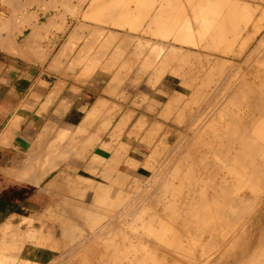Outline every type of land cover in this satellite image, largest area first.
Wrapping results in <instances>:
<instances>
[{
    "label": "crops",
    "instance_id": "1",
    "mask_svg": "<svg viewBox=\"0 0 264 264\" xmlns=\"http://www.w3.org/2000/svg\"><path fill=\"white\" fill-rule=\"evenodd\" d=\"M168 1L170 0H137V2L136 0H3V4L0 10L1 256L5 258H12L14 260H19L21 259V256H23V253H25L26 250L33 249L39 252L41 258H45L44 260L40 261L42 262V264H50L53 258L57 257V255H59L60 253V250L63 249V246L67 242L66 237L74 234V230L70 229L67 225L62 223V219L65 218L62 216V213L58 212L59 209H57V212H55L54 215L48 214L47 211L52 203H58V201H60L61 203L63 200L60 198L62 197L65 198L66 201L76 202V200L72 199L70 195H62V191L60 189L63 187H76V179L74 177L76 176L78 178V176L72 173L71 171L77 170L78 165L76 160L70 159L63 163L65 164V166H63V164L61 163V165L57 167V165L61 161L56 159L55 154H49L50 158L49 156L44 158L43 154H46V151H44V149L47 142H55L54 140L61 138L63 131L70 132V135H67L66 138H89L92 136V138H94V125H92L91 130H88V136H80V132L77 128H87L90 126V124H97L100 122L116 123L117 121L122 123L124 122L123 120H125L124 123L130 121V123L135 124L143 122L151 123L152 121L156 122L155 120L161 123L165 122L164 119H160L158 116L160 109L162 108V106H158V104L160 103V97L158 92H166L169 90L167 84L168 75L174 74L175 72L173 71V69L176 68V66L174 65L175 63L173 62L174 57L171 62L172 64L169 62V60H171L170 58L173 56L175 50L179 49V51H182L183 49H186V8L183 7L185 6L184 4L186 3V0H180L181 2L179 0H171L173 3L177 2L181 6V8L177 3H174L176 6L175 7L171 1ZM116 3H120V9L118 8L119 6L116 5ZM170 3L172 5H170ZM126 7H128L129 9L127 10ZM150 8L151 10H149ZM162 8H165L166 12L165 9L163 10ZM173 8H176V10L174 11ZM158 9H161L159 10V13ZM168 10L169 13H167ZM181 10L183 12L185 11V13L182 14L183 12L181 13ZM146 11L148 12L143 13ZM172 11L174 12L172 13ZM129 12L130 14H128ZM178 12L179 14L181 13L180 16ZM131 13L133 14L131 15ZM138 13H142L143 15H140ZM154 13L155 15L152 16V19L151 15ZM160 13H164L163 18L162 15L160 16ZM114 14H116V17ZM172 14L173 16L171 18H173L172 20L174 23H171L172 20L170 17H168ZM100 15L102 17H99ZM133 15H136V17H134ZM182 15L185 16V20ZM144 16H146V18H144ZM157 16L160 19H158ZM164 16H166L165 19ZM174 16L176 17V20L174 19ZM141 18L142 20L143 18L146 20L142 21ZM161 19H163L164 22L158 23V21H161ZM130 20H132L134 23H132V21ZM150 20L154 21L151 23ZM219 20V22H221L223 26L221 25V23L218 22V20H216V22H218L222 26V28H225V25L228 24L226 26V30L228 29L229 35L224 34L226 30H224L223 28V31L218 23L212 24L211 26H213V28H216L213 32L212 30L210 31L211 36H209L210 34H208L206 38L207 41H205L207 44L209 43L208 46H211L210 48L212 49L214 48L215 45L213 44H216L217 39L222 40V38H220L223 37L222 35L227 37L233 36L234 39L239 36V30H236V28L239 27L238 19L235 18L234 21L231 19L232 24L230 23L231 21L229 22V20L225 23L221 21V19ZM138 22L141 26H139ZM184 23L185 26H183ZM136 24L138 25V27ZM144 25L146 26V28ZM171 26L173 28H171ZM99 27L100 29H98ZM151 27L157 28H155L156 30L154 31V29H150ZM231 27L232 30L229 29ZM170 29L171 31L173 30L171 34L168 33L170 32ZM149 30L151 31L149 32ZM152 30L154 31V34L152 33ZM157 30L160 33L156 32ZM216 30L218 34L215 32ZM145 31H147V33H144ZM248 31L250 30L248 29ZM119 32L120 35L118 37ZM113 33L116 36L113 35ZM123 33L128 34L129 36L124 35ZM150 33L153 34L152 37ZM163 33H165V36H167L165 37ZM214 33L218 36H214ZM105 34L106 37L103 39ZM169 34L170 36H173L175 34V37L171 36L172 42L169 41L171 39ZM212 34L214 41L212 40ZM219 34H221V36ZM121 35L125 40L122 38ZM244 35L246 36L247 34L245 33ZM92 36H96L97 39L96 37L93 38ZM107 36L109 37V39ZM115 37L118 38L115 39ZM128 37H130L131 40L128 39ZM164 37L167 39H165ZM183 37L185 39H183ZM208 38H210L212 42ZM144 39L145 42H143ZM174 39L176 40V42H174ZM106 40L107 42L111 41L110 43H108V46H110L111 48L110 50L108 47H106ZM139 40L141 42V45L139 44L138 46H142L143 49L140 47L137 49V43H139ZM160 40L163 42H161ZM146 41H148V45ZM234 41L238 43L239 39L236 38V40ZM83 42L86 43L84 44ZM155 42L158 43L160 47ZM179 43L181 44L179 45ZM103 44H106V48L103 47ZM162 44L174 46L172 48L175 49L176 47V49H170V46L168 47V45H165V47L163 45V48ZM119 45H121V47ZM100 46L101 49H103L104 51L100 49ZM153 46L155 49L153 48ZM157 46L159 47V52L156 50ZM140 49H142V51ZM160 49H162V51ZM232 50H235V52L238 51L237 47L236 49L234 48ZM151 51L153 52V54ZM185 51L186 50H184V52ZM188 51L191 53L192 51L193 53L199 52L202 53V55L198 53L200 56L210 58L211 64L209 66H212V69H209V66L204 65V71H197L199 73L207 74L206 71H208V69L214 72L213 70H217L218 64L214 62L215 60H212V57L213 59L222 58L221 53L219 51L216 53V50L214 49L208 50L207 48H205L204 50L202 49L199 51L190 49ZM116 52L119 54L118 56ZM155 52H158V54H155ZM166 52L167 54L171 52L169 54L170 57L164 56ZM73 55L75 58L73 57ZM246 55L248 56V54ZM159 56L162 59H160ZM162 56L167 58H164ZM151 57H153V59ZM185 57L186 56L184 55L183 58L185 59ZM148 58L151 62H149ZM228 58H230L233 65L237 63L236 68L238 69L239 57L237 56V58H235L231 56ZM144 60L147 61L148 64L150 63L151 65H149L151 67L148 64L146 65V63H144ZM159 60H164L167 62V64H165L166 62H160ZM185 65L186 62L184 63V69L181 71V73L186 72ZM154 66L155 69L160 68L158 72L162 70L160 72L161 76L158 73L159 77H156L158 69L155 71ZM213 66L215 67V69H213ZM197 67L199 69L201 66L196 65L195 68ZM85 70H88L89 72H85ZM122 71L123 74L121 73ZM193 73L195 72H192L191 74ZM208 73L210 72L208 71ZM184 74L186 75V73ZM216 74H218V72ZM148 76H150V80L149 78L147 79ZM151 76L153 80L157 79V83H154L155 80H151ZM110 80H112V82H110ZM149 81H151V84ZM195 84L197 85L198 83H193L192 85H190V87H186V91H195ZM199 84L201 85V87L200 85H197V90H202V87L204 86H202V83ZM193 85L195 88L193 87ZM205 88L204 90H214L216 86H213V88L212 86H210L208 87V89L207 87ZM215 90H217V88ZM188 94L189 93H186V104L189 101L188 97L191 96V94L189 96ZM134 101H137V103L139 102L140 104L138 103L137 105V103H135ZM166 102L167 100H165L162 105H164V103ZM149 104L150 106H147ZM151 106L155 108L154 111L153 107L152 111L149 110V107ZM241 106L240 108H238L237 106L241 113L235 107L231 109L232 113H234L235 110L234 114L238 112L242 116L243 112H246V107L244 104L242 107ZM144 107L147 109H145ZM204 107L200 108L201 110H203L204 113H206L204 111ZM106 109L111 112L109 113ZM116 109H119L117 112L118 115L115 113ZM201 110L198 112L197 107H190L186 105V115L189 114V116H186V137H189V139H192V136L193 138H198V136L199 138L206 137L204 135L207 133L206 131L200 132V128L199 130H195V133V131H190L191 128L188 127L189 125L187 124V122L191 120L190 117L193 118V116H199ZM129 113L132 114L130 115ZM248 113L253 114L252 112H250V110ZM121 114H123L124 116ZM201 114L202 113H200V115ZM215 116L216 118L218 117V110L215 111ZM127 117L129 118V120L127 119ZM139 117L143 118L139 119ZM196 119L197 118H193L192 121L195 120L196 122ZM203 122L205 123L206 121L204 120ZM233 124L235 123H232V125ZM73 133L76 134L74 135ZM140 136H143V132H141L140 135H135V137ZM98 137L107 136L100 135ZM42 159L45 161H40ZM47 161L50 162V165L53 167V169L48 172V174H46L43 178L37 180L39 166L42 162L46 163ZM35 170L36 175L34 174ZM23 174L25 176H23ZM34 175L36 176V178ZM70 183L72 186L70 185ZM9 224L11 225V227L9 226ZM4 225L7 226L5 227ZM30 228L33 229L31 230ZM28 231H37L35 233L37 236L35 237L32 243L30 240L28 242L26 239V234ZM16 232L17 235H14ZM21 234L23 238L18 239Z\"/></svg>",
    "mask_w": 264,
    "mask_h": 264
},
{
    "label": "bare ground",
    "instance_id": "2",
    "mask_svg": "<svg viewBox=\"0 0 264 264\" xmlns=\"http://www.w3.org/2000/svg\"><path fill=\"white\" fill-rule=\"evenodd\" d=\"M99 1H101V0H99ZM109 1V0H108ZM127 1V0H126ZM156 1H158V0H156ZM171 1V0H170ZM170 1H168V2H170ZM174 1H177V0H174ZM180 1V0H179ZM202 1H204L205 2V6H206V9H204V11L203 10H201V8L200 7H198V5L197 4H195V5H197V6H195V7H198L197 8V11L195 12V10H194V14L193 15H191V19H192V21H191V19H190V17H189V20H188V14L190 13V12H188L187 10H189V9H185L186 10V12L188 13V14H186L185 13V11L183 12L182 10L180 11L182 14H186L187 15V18H186V36H189V40H190V44L189 45H191V43L192 42H194L193 44H195L196 42H198V41H201V40H204V41H207V36H208V34H210V31L212 30V32L214 31V29L216 28V27H214L213 28V26H211L212 24H214V23H218L220 20H218V19H220L221 18V21H223L224 23L226 22V21H228V18H229V22L232 24V20L234 21L235 20V18H232V20H230V18L232 17V15H230L231 13H233V11L231 10L232 9V7H231V9H230V3L232 2V0H231V2L230 3H227L226 2V5L227 4H229V8H228V6H226L225 5V3H224V1L223 2H221L222 0H217V1H220V2H215V0H202ZM202 1L200 0V3L201 4H204V3H202ZM237 2H238V4H237V7H239L238 5H240L239 4V1L238 0H236ZM246 1H249V0H246ZM252 1V0H251ZM251 1L250 2H248V3H251ZM258 1V0H257ZM262 1V0H261ZM63 2V1H62ZM118 2V1H117ZM120 2V1H119ZM136 2H137V0H136ZM139 2V1H138ZM141 2V1H140ZM145 2V1H144ZM151 2V1H150ZM162 2H164V1H162ZM172 2V1H171ZM181 2V1H180ZM197 2V1H196ZM199 2V1H198ZM197 2V3H198ZM235 2V0L232 2V3H234ZM236 2V3H237ZM240 2H241V0H240ZM254 1H252V3H253ZM109 3H111V2H109ZM124 3V2H123ZM129 3V2H128ZM128 3H126V4H128ZM146 3V2H145ZM159 3V2H158ZM175 3V2H174ZM173 2H172V4L175 6V4L177 3H175L174 4ZM190 3V5H191V1L189 2ZM189 3H188V6H189ZM223 3V4H222ZM242 3V2H241ZM244 3V2H243ZM247 3V4H248ZM256 3H258V2H256ZM256 3H253V5H250V7H254V4H256ZM261 3V2H260ZM120 4V3H119ZM119 4H117L116 3V5H118L119 6ZM121 4H122V2H121ZM171 3H170V5H172ZM178 4V3H177ZM182 4H184V3H182ZM246 3H244V4H242L243 6L244 5H247ZM116 5H115V7H116ZM130 5V4H129ZM143 5H144V3H143ZM148 5H149V3H148ZM152 5V4H151ZM156 5V4H155ZM168 5H169V3H168ZM167 5V6H168ZM179 5V4H178ZM185 6H186V3L184 4ZM193 5V4H192ZM233 5V4H232ZM157 6V5H156ZM159 6V5H158ZM165 6H166V4H165ZM173 6V7H174ZM180 6V5H179ZM178 6V7H179ZM185 6H183L184 8H186ZM199 6H200V4H199ZM202 6V5H201ZM223 6V7H222ZM226 6V9H229V10H227V12L225 13L224 11L226 10V9H224V7ZM243 6L241 7L242 9H244L243 8ZM260 6V5H259ZM106 7V6H105ZM129 7V6H128ZM128 7H126V9L128 10L129 8ZM143 7V6H142ZM176 7V6H175ZM178 7H177V9H178ZM191 7V6H190ZM204 7V6H203ZM255 7H257L258 8V6H255ZM107 8V7H106ZM119 9H120V6L118 7ZM124 8H125V6H124ZM131 8V7H130ZM138 8V7H137ZM170 8H171V6H170ZM180 8H181V6H180ZM193 6H192V10H193ZM222 8L224 9V11L222 10ZM236 7H234V12H236L235 10H237V9H235ZM241 8H238V12H237V17H236V19L239 17L240 18V16H242V15H240L241 13H239V9H241ZM246 8H247V6H246ZM245 8V9H246ZM249 8V7H248ZM134 9H135V7H134ZM139 9H140V7H139ZM142 9V8H141ZM156 9V8H155ZM163 9V8H162ZM165 9V8H164ZM163 9V10H164ZM168 9H169V7H168ZM174 9V8H173ZM172 9V10H173ZM244 9V10H245ZM262 9H264L263 8V6H262ZM101 10V9H100ZM114 10V9H113ZM123 10V9H122ZM130 10H132V9H130ZM149 10H151V8L149 9ZM159 10H161V9H158V13H159ZM176 10V8L174 9V11ZM180 10V9H179ZM230 10H231V13L229 14L228 13V11L230 12ZM243 10V11H244ZM256 10V9H255ZM107 11V10H106ZM134 11H136V10H134ZM142 11V10H141ZM174 11H172V13L174 12ZM246 11H247V9H246ZM249 11H251V10H249ZM115 12V11H114ZM118 12V11H117ZM148 11H146V12H143V13H147ZM165 12H166V9H165ZM193 12V11H192ZM253 13L252 14H254V10L252 11ZM261 12V11H260ZM103 13H105V12H103ZM119 13V12H118ZM117 13V14H118ZM122 13V12H121ZM136 13V12H135ZM155 13H156V11H155ZM155 13L154 14H152L151 15V17L153 16V15H155ZM162 13V12H161ZM160 13V16L162 15V18H163V14H161ZM167 13H169V10H168V12ZM177 13V12H176ZM180 13V14H181ZM247 12H244L243 14H246ZM95 14V13H94ZM101 14V13H100ZM108 14V13H107ZM124 14V13H123ZM128 14H130V12L128 13ZM133 13H131V15H132ZM138 14H142V13H138ZM137 14V15H138ZM178 14H179V12H178ZM180 14H179V16H180ZM248 14V13H247ZM251 14V15H252ZM115 15V17H116V14H114ZM139 15V16H140ZM143 15V14H142ZM166 15V14H165ZM168 15V14H167ZM233 15H234V13H233ZM126 16H128V15H126ZM134 17H136V15H133ZM173 16V14L172 15H169L168 17H172ZM178 16V15H177ZM183 16V15H182ZM99 17H102L101 15L99 16ZM98 17V18H99ZM107 17V16H106ZM114 17V18H115ZM120 17V16H119ZM123 17V16H122ZM138 17V16H137ZM165 17L166 16H164V19H165ZM184 17V20H185V16H183ZM182 17V18H183ZM235 17V16H234ZM246 17H247V15H246ZM248 21H250V19L251 18H254V17H252V16H249L248 15ZM251 17V18H250ZM140 18V17H139ZM144 18H146V16H144ZM143 18V20H146V19H144ZM156 18V17H155ZM157 18H158V16H157ZM178 18V17H177ZM244 18H245V16H244ZM104 19V18H103ZM119 19V18H118ZM127 19V18H126ZM129 19V18H128ZM148 19H150V18H148ZM152 19H153V17H152ZM158 19H160V18H158ZM173 18H171V20H172ZM174 19L176 20V17L174 16ZM2 20V19H1ZM107 20V19H106ZM110 20V19H109ZM116 20V19H115ZM114 20V21H115ZM133 20V19H132ZM132 20H130V21H132ZM141 20H142V18H141ZM142 20V21H143ZM170 20V21H171ZM178 20V19H177ZM183 20V19H182ZM216 20H218V22H216ZM238 20H240L241 21V19H238ZM252 20V19H251ZM113 21V20H112ZM117 21V20H116ZM119 21V20H118ZM121 21H122V19H121ZM130 21H129V23H130ZM151 21V23L154 21V20H150ZM245 21H247V20H245ZM245 21H244V24H245ZM256 21V20H255ZM257 21H259V20H257ZM126 22H127V20H126ZM149 22V21H148ZM156 22H157V19H156ZM160 22H164L163 21V19H161V21H158V23H160ZM185 22V21H184ZM201 22H203V23H201ZM264 22V21H263ZM114 23H116V22H114ZM132 23H134L133 21H132ZM139 23V22H138ZM150 23V24H151ZM171 23H174L173 22V20L171 21ZM219 23H221V22H219ZM218 23V24H219ZM223 23V24H224ZM228 23V22H227ZM226 23V24H227ZM229 23V24H230ZM247 23V22H246ZM256 23V22H255ZM258 23H260V22H258ZM110 24V23H109ZM142 24V23H141ZM144 24V23H143ZM165 24V23H164ZM169 24V23H168ZM181 24V23H180ZM217 24V25H218ZM236 24V23H235ZM241 24V23H240ZM254 24V23H253ZM261 24H262V26H263V24L264 23H262L261 22ZM126 25V24H125ZM124 25V26H125ZM135 25V24H134ZM137 25V24H136ZM157 25V24H156ZM160 25V24H159ZM171 25V24H170ZM176 25V24H175ZM220 25V24H219ZM221 25H222V23H221ZM220 25V26H221ZM225 25V24H224ZM228 25V24H227ZM227 25H225V28H224V30H226V26ZM242 25V24H241ZM240 25V26H241ZM252 25V24H251ZM257 25L258 24H256V28H257ZM116 26H117V24H116ZM121 26H123V25H121ZM139 26H141L140 25V23H139ZM145 26V25H144ZM150 26V25H149ZM167 26V25H166ZM183 26H185V23H184V25ZM197 26H199V27H197ZM223 26V25H222ZM222 26H221V28H222ZM229 26H231V25H229ZM238 26V25H237ZM245 26H246V24H245ZM258 26H260V25H258ZM137 27H138V25H137ZM154 27V26H153ZM158 27V26H157ZM157 27H155V28H157ZM170 27V26H169ZM121 28V27H120ZM130 28V27H129ZM134 28H135V26H134ZM145 28H146V26H145ZM145 28H143V29H145ZM155 28H150V29H154V31L156 30ZM162 28V27H161ZM171 28H173L172 26H171ZM223 28H222V30H223ZM239 28V27H238ZM238 28H236V30L238 31L239 29ZM241 28H243V27H240V29ZM254 28H255V26H254ZM259 28V27H258ZM261 28H263V27H261ZM260 28V29H261ZM98 29H100V27L98 28ZM128 29V28H127ZM142 29V28H141ZM163 29V28H162ZM165 29V28H164ZM184 29V30H185ZM230 30H232V27L231 28H229ZM234 29V28H233ZM260 29H259V32H260ZM91 30H93V29H91ZM96 30V29H95ZM129 30H134V29H129ZM136 30V29H135ZM223 30V31H224ZM256 30H258V29H256ZM99 31V30H98ZM137 31V30H136ZM138 31H140V30H138ZM151 30H149V32H150ZM154 31L152 30V33L154 34ZM164 31V30H163ZM173 31V30H172ZM171 29H170V32H168V33H170L171 34ZM176 31V30H175ZM219 31V30H218ZM223 31H221V32H223ZM235 31V30H234ZM242 31H246V29L244 30H242ZM242 31L240 30L238 33H242ZM264 31V30H263ZM108 32H110V31H108ZM130 32H132V31H130ZM156 32H158V33H160L158 30L156 31ZM166 32V33H167ZM216 33H217V30L215 31ZM227 32V33H226ZM258 32V31H257ZM100 33V32H99ZM103 33V32H102ZM107 33V32H106ZM142 33V32H141ZM144 33H147V31H145ZM152 33H150V35H151V37L153 36V34ZM162 33V32H161ZM184 33H185V31H184ZM220 33V32H219ZM232 33V32H231ZM235 33H237V32H235ZM249 33V32H248ZM256 33V32H255ZM97 34V33H96ZM95 34V35H96ZM112 34V33H111ZM124 34V33H123ZM122 34V35H123ZM140 34V33H139ZM157 34V33H156ZM164 34V36H165V33H163ZM170 34H169V36H170ZM179 34H181V33H179ZM218 34V33H217ZM224 34L225 35H227L228 34V29L224 32ZM245 34V33H244ZM247 34V33H246ZM263 34V35H262ZM261 35V39L260 40H257V45H255L256 47H253L254 49H252V52L251 51H249L250 52V54H249V52H247V54L249 55V56H247V60H248V58L250 57V63H252L251 61H253L254 60V63H255V65H260V64H263V65H260V66H264V62L263 63H260V62H262V59H263V61H264V33H262ZM90 35V34H89ZM113 35H115L114 33H113ZM119 35H120V32H119V34H118V37H119ZM121 35V36H122ZM124 35H127V36H129L128 34H124ZM131 35V34H130ZM147 35V34H146ZM161 35V34H160ZM175 35V34H174ZM172 36V37H175V36ZM176 35H177V33H176ZM216 34L214 33V36H215ZM220 36H221V34H219ZM229 35V34H228ZM253 35H255L254 34V32H253ZM257 35V34H256ZM259 35V34H258ZM76 36V35H75ZM77 36H79V35H77ZM109 36V35H108ZM107 36V37H108ZM116 36V35H115ZM140 36V35H139ZM148 36V35H147ZM154 36H156V35H154ZM167 36V35H166ZM165 36V37H166ZM170 36V37H171ZM182 36V35H181ZM183 36H184V34H183ZM198 38H197V37ZM209 36H211V34L209 35ZM216 36H218V35H216ZM222 36H224V35H222ZM238 36V35H237ZM245 36V35H244ZM260 36V35H259ZM83 37V36H82ZM93 37V36H92ZM91 37V38H92ZM96 37V36H95ZM95 37H93V38H95ZM100 37V36H99ZM106 37V34H105V36L103 37V39ZM118 37H115V39L116 38H118ZM131 37V36H130ZM130 37H128V39H130ZM138 37V36H137ZM141 37H142V34H141ZM150 37V38H151ZM161 37V36H160ZM164 37V38H165ZM172 37H171V39L169 40L170 42H172L171 40H172ZM225 37V40H227L228 38H226L227 36H224ZM230 37V36H229ZM243 37V36H242ZM254 36H252V34H248V35H246L245 36V38H243V40H240L238 43H236V44H238L237 46H238V50H239V52L238 53H236L235 52V50H232V47H231V49L230 50H228L227 52H230L229 53V55H226V54H222V52H221V55H222V58L221 59H218V58H216V59H213V57H212V60L214 61V62H216V64H220V65H222V67H224V64H225V66H227L228 65V62H231V60L230 59H228V57H231V56H233V57H235V58H237V56L238 57H240V55L243 53V51L244 50H247V48L249 47L248 45H250L249 43L252 41V38H253ZM122 38H123V36H122ZM139 38V37H138ZM159 38V37H158ZM162 38H163V36H162ZM215 38V37H214ZM220 38H223V37H220ZM231 38H233V39H231ZM230 38V40H233L234 41V37L232 36ZM237 39H238V37H236ZM236 38H235V40H236ZM77 39V38H76ZM96 39H97V37H96ZM102 39V40H103ZM108 39H109V37H108ZM111 39V38H110ZM121 39V38H120ZM124 39V38H123ZM126 39H127V37H126ZM143 39V38H142ZM146 39V38H145ZM145 39H144V41L143 42H145ZM154 39H156V38H154ZM165 39H167V38H165ZM169 39V38H168ZM181 39V38H180ZM183 39H185L184 37H183ZM208 39H210V38H208ZM254 39V38H253ZM79 40V39H78ZM112 40H114V39H112ZM125 40V39H124ZM131 40V39H130ZM149 40V39H148ZM175 40V39H174ZM186 41H187V39H185ZM211 40V39H210ZM212 40H213V34H212ZM212 40H211V42H212ZM224 39H222V43H224L225 42V40L223 41ZM229 40V39H228ZM95 41H97V40H95ZM150 41H152V40H150ZM149 41V42H150ZM161 41V40H160ZM185 41V42H186ZM192 41V42H191ZM214 41V40H213ZM217 41H218V39H217ZM232 41V43H234ZM89 42V41H88ZM101 42V41H100ZM106 42H107V40H106ZM105 42V43H106ZM111 41H109V42H107V45H106V47H108L109 48V50L111 49L110 48V46H108L109 44L108 43H110ZM113 42V41H112ZM123 42V41H122ZM130 42V41H129ZM137 42V41H136ZM139 43H137V46L141 43L140 42V40L138 41ZM156 42H158V41H156ZM155 42V43H156ZM161 42H163V41H161ZM174 42H176V40L174 41ZM179 42V41H178ZM184 42V43H185ZM210 42V43H211ZM218 42H221V41H218ZM236 42V41H235ZM84 43V42H83ZM83 43H82V45H83ZM86 43V42H85ZM84 43V44H85ZM146 43H147V45H148V41H146ZM151 43V42H150ZM187 43H185V44H187ZM214 43V42H213ZM227 43L230 45V43H229V41L228 42H225V46H226V48L227 47H230V46H228L227 45ZM65 44H67V43H65ZM117 44V43H116ZM158 46H159V44L158 43H156ZM181 43H179V45H180ZM199 44V43H198ZM201 44V43H200ZM204 44H206V43H204ZM217 44V43H216ZM252 44V43H251ZM69 45V44H68ZM81 45V44H80ZM87 45V44H86ZM93 45V44H92ZM105 45L103 44V47H105ZM125 45V44H124ZM141 45V44H140ZM144 45V44H143ZM146 45V44H145ZM150 45V44H149ZM154 45V44H153ZM160 45H161V43H160ZM163 45L164 44H162V47H163ZM166 46L168 45V44H165ZM165 45H164V47H165ZM197 45V44H196ZM195 45V46H196ZM202 45V44H201ZM208 45H209V43H208ZM207 44H206V46H203L202 45V48H203V50L205 49V48H207L208 50H215L216 49V47L214 46V48L212 49V48H210L209 46H208ZM214 45V44H213ZM220 45V44H219ZM218 45V46H219ZM234 45V44H233ZM101 46H102V44H101ZM101 46H100V49H101ZM116 46V45H115ZM120 47H121V45H119ZM156 47V50L158 51L159 49V47ZM170 45H168V47H169ZM198 46V45H197ZM197 46H196V48H197ZM80 47V46H79ZM105 47V48H106ZM111 47H112V45H111ZM118 47V46H117ZM123 47V46H122ZM142 48V46H138L137 47V49L138 48ZM145 47V46H144ZM163 47V48H164ZM172 47H174V46H170V49H173V50H175L176 49V47H175V49L174 48H172ZM178 47V46H177ZM191 47H194V46H190V48ZM107 48V49H108ZM153 48H154V46H153ZM179 48V47H178ZM222 48H223V46H222ZM225 48V47H224ZM224 48H223V52H224ZM84 49V48H83ZM86 49V48H85ZM89 49V48H88ZM122 49V48H121ZM125 49V48H124ZM143 49V48H142ZM142 49H140L141 51H142ZM145 49V48H144ZM155 49V48H154ZM153 49V50H154ZM228 49V48H227ZM226 49V50H227ZM65 50V49H64ZM80 50H82V49H80ZM97 50H99V49H97ZM101 50H103V49H101ZM116 50H117V48H116ZM115 50V51H116ZM126 50V49H125ZM140 50H139V52H140ZM161 51H162V49H160ZM164 50V49H163ZM167 50V49H166ZM180 50H182V49H180ZM184 50H186V49H183L182 50V52H180L179 51V49L178 50H176L175 52H180V53H182V54H184L185 56H186V58H187V52L189 53V51H185L184 52ZM196 50V49H195ZM198 50V49H197ZM202 50V49H201ZM217 50V49H216ZM225 50V51H226ZM71 51V50H70ZM77 51V50H76ZM104 51V50H103ZM114 51V50H113ZM168 51V50H167ZM171 51V50H170ZM93 52V51H92ZM109 52V51H108ZM111 52V51H110ZM122 52V51H121ZM138 52V51H137ZM152 52V51H151ZM159 52V51H158ZM158 52H155V54L157 53L158 54ZM172 52V51H171ZM171 52H169L168 54H167V52H166V54L164 55V56H169V54L171 53ZM107 53V52H106ZM117 53V52H116ZM186 53V54H185ZM192 53H193V51H192ZM191 53V54H192ZM195 54H198L199 52H194ZM193 53V54H194ZM216 53H217V51H216ZM216 53H215V55H216ZM260 54V56H259V58H262V59H259V58H257V57H254V54ZM98 54V53H97ZM119 54H120V51H119ZM118 53H117V56L119 55ZM152 54H153V52H152ZM154 54V55H155ZM160 54H161V52H160ZM164 54V53H163ZM162 54V55H163ZM173 54V53H172ZM181 54V55H182ZM190 54V56H192ZM199 54H201L202 55V53H199ZM199 54L197 55L198 57H199V59H200V56H199ZM109 55V54H108ZM112 55V54H111ZM123 55V54H122ZM174 55H175V53H174ZM174 55L170 58V59H173V57H174ZM176 55H178L177 53H176ZM204 55V54H203ZM90 56V55H89ZM88 56V57H89ZM144 56V55H143ZM152 56V55H151ZM164 56H162V57H164ZM189 56V55H188ZM196 56V55H195ZM207 56V55H206ZM209 56V55H208ZM243 56V55H242ZM73 57H74V55H73ZM80 57V56H79ZM100 57V56H99ZM112 57V56H111ZM120 57H121V55H120ZM154 57V56H153ZM153 57H151L152 59H153ZM160 57V56H159ZM170 57V56H169ZM168 57V58H169ZM181 56L179 55V57H178V59L180 58ZM211 57V56H210ZM72 58V57H71ZM75 58V57H74ZM82 58V57H81ZM110 58V57H109ZM150 58V59H151ZM164 58H167V57H164ZM190 58V57H189ZM189 58H187L186 60H188ZM205 58V60L203 59V58H201V61H202V59L205 61V64H204V62H203V64L204 65H206V66H209L211 63H210V58L209 57H204ZM215 58V57H214ZM245 58L246 57H244V60H245ZM78 59V58H77ZM80 59V58H79ZM111 59V58H110ZM156 59H157V56H156ZM160 59H162L161 57H160ZM180 59H182V58H180ZM180 59H179V63H181V61H180ZM196 59V58H195ZM195 59L193 60H191L192 62L193 61H195ZM198 59V60H199ZM86 60H87V58H86ZM137 60V59H136ZM147 60V59H146ZM148 60H149V58H148ZM165 60V59H164ZM164 60H161V61H164ZM174 60V59H173ZM183 60H184V58H183ZM186 60L184 61V63L186 62ZM197 60V61H198ZM236 60V59H235ZM261 60V61H260ZM85 61V60H84ZM160 61V60H159ZM158 61V62H159ZM73 62H74V60H73ZM90 62V61H89ZM105 62V61H104ZM149 62H151L150 60H149ZM154 62V61H153ZM157 62V63H158ZM166 62V61H165ZM177 61H175L174 63H176ZM199 63H200V61H198ZM213 62V63H214ZM234 62V61H233ZM238 62H239V60H238ZM70 63V62H69ZM80 63V62H79ZM130 63V62H129ZM144 63H146V65L148 64V62L147 61H145L144 60ZM171 63V62H170ZM178 63V62H177ZM187 63H188V61H187ZM187 63H186V65H187ZM195 63H196V61H195ZM194 63V64H195ZM212 63V64H213ZM232 63V62H231ZM257 63V64H256ZM97 64H98V62H97ZM132 64V63H131ZM150 64V63H149ZM148 64V65H149ZM154 64V63H153ZM159 64V63H158ZM166 64H167V62H166ZM172 64V63H171ZM190 64V63H189ZM216 64H215V66H216ZM235 64V63H234ZM237 64V63H236ZM74 65V64H73ZM76 65V64H75ZM91 65V64H90ZM94 65V64H93ZM126 65V64H125ZM144 65V64H143ZM151 65V64H150ZM149 65V66H150ZM175 66H176V64H174ZM180 65V64H179ZM195 65H197V64H195ZM200 65V64H199ZM201 65H202V63H201ZM203 65V66H204ZM217 65V70L215 69V67L213 66V69H215V70H213L214 72L215 71H217L218 72V74H223L222 73V69H220L221 68V66H218ZM244 65V64H243ZM255 65L253 66V65H251L249 68H248V70H247V72L246 73H248V75H250V77L247 79V80H249L248 82H244L243 80H241V78H239L238 77V80H237V78H235V80L233 81V87L231 86V89L229 90V91H231V92H229L230 93V98H231V101L232 102H234L233 104L231 103V101H228V102H230L229 104H232L231 106L233 107L234 105H235V107H236V105H239L238 103H241L240 101H242L243 102V104L245 105V107H246V112H243V114H242V118L240 117H238V112L236 113V114H234L235 113V110H234V113H232V110L230 111L229 110V108H228V104H227V102H226V104H224V101L221 103L222 104V106H221V104H220V108L218 107V109L216 108V106H218L217 104H215L214 105V107L213 106H211V104H212V101H213V103H214V100H212L213 98H215V97H213L212 99H211V104L209 103L208 104V102H210L209 100H206L207 99V97L205 96V100L207 101V106L209 107V105L211 106L210 107V111H208L209 113H211V108H212V110H215V109H217L218 110V114H219V116L220 115H226V116H229V115H232L233 117H228L229 119H230V121H227V120H225V123H226V121L227 122H230V123H228L230 126H226V127H224V129L225 130H222V128L223 127H221L220 129H221V135L222 136H217V135H215V134H213L212 133V135H210L209 134V132H208V134L209 135H207V134H204V132H205V128L204 129H202L203 128V126L201 127V125L199 126L200 128H201V131L200 132H202V131H204L203 132V134L206 136V137H201V141H199V139H195V140H198V144L197 145H199V151H201V152H199V153H201V154H198V156H201V157H198V158H194V157H191V156H194V155H192V154H190V152H189V156H187L185 153H187L188 154V150L187 149H190V146H189V144H191L190 143V141L193 139V136H192V139L189 141V143H187L188 144V146H189V148H185L187 151H185V153H184V151H180V154H181V152H182V155L184 156H182V155H180V158H181V156L183 157V160H185L184 158H185V155H186V158L188 157V160L186 159V162L185 161H183V162H185L186 164H188V165H191L190 166V168L193 166V169H195L194 167H195V165L197 166L198 165V168H199V171L200 172H202V170H203V172H205V173H203L202 172V175H206L207 176V174L206 173H213V174H216L215 176H217V177H219V175L221 174V173H219V172H221L220 171V165H222L223 166V162H224V164H226V163H230V164H232V165H229V166H232V167H228L231 171H230V175H234V174H236V176L239 178V180L242 182V178H244V180H245V178L248 180V183L247 184H242L241 185V183H240V181H239V183L240 184H236L235 182H233V181H235V178L232 176V178H234V179H230L233 183H235V184H233L231 181H229V177H223L222 175L220 176V177H222V179L220 180V178H218V182L217 183H219V184H217V183H215V182H212V179H210V178H212V176H211V174H210V177H207V178H209L208 179V181L210 180V182H208L207 183V179H204V181L202 180V183H203V188L201 187L202 185L201 184H199L200 182H201V179H199V175H197L198 173H199V171H197L196 169H195V172H193L194 170H192V168L191 169H178L177 167V165L179 164V163H177L180 159H178V161L176 160V163L175 162H173V163H166L165 165H164V167H162V168H165L166 170H164L163 169V172L164 171H171V170H169V169H171L170 167L168 168V164H170V166L172 167V169L173 168H175V169H173L174 170V172L175 173H173L174 175L173 176H175L176 178H178V179H182V180H180V181H183V180H185L186 181V179H185V177L186 176H188V177H190L189 175L191 174L192 175V178H193V176H196L197 175V177H198V179H199V181L198 180H195V178L193 179V184H191L192 183V181H188V183H181L182 185L183 184H185V187H186V185H188V189H187V192H185L186 190H183L187 195H184V199H187V200H185V201H183L182 200V202L180 201L181 199H182V197H181V199H179V202L176 200V204H177V202L179 203V205H175V207H174V204H175V201L174 202H172V203H174L173 204V206H172V204H170L169 203V201L167 202L166 200H164V198L163 199H159V198H157V197H159V196H163L164 194H165V192L163 191V192H161L164 188L162 187V190L161 189H156V187H157V185L159 186L160 184V180H157V181H159V183L156 185V187H155V189L156 190H158V191H160L159 192V194H158V191H155V192H157L156 194H158L157 196H155L154 198H152V199H150L149 197H151V193H153V195L152 196H154V191L153 192H151L150 194H148L149 193V191L153 188L152 186V188L150 189V190H147L146 188V184L145 183H147L148 181H150L151 180V178L153 177H151V178H149L150 180H146L147 182H144V184L145 185H143V186H145L146 188H145V190H147L146 192H148L147 194L145 193V191H144V193H143V197L146 199L145 201H147L148 200V198L150 199V200H153V204H154V202L157 204V205H159L158 203H162V205H160V207L162 206V208H163V210H161L162 211V216L160 215V211H159V213L158 212H156V207L158 208V206L156 205V207H155V210H154V212H156V214H154V216H153V210L151 209V206L149 205V202H148V206L146 205V207H149L150 206V208H148L147 209V211L146 212H148L150 209V211H152L151 213H152V218H151V220H153V218H159V217H162V219H164L163 218V215H169L170 214V216H172L173 214V212L172 211H170V210H174V211H177L176 209L178 208V211L177 212H175V215L174 216H172L171 218H172V220L171 219H169V217H167L170 221V223L168 222V225H173L174 223H177V224H180V227H181V225L184 227L183 229L184 230H187L188 228L189 229H192L191 231L193 232V228L194 227H196V226H200V228L199 229H201V231L200 230H197V235H200V237L199 238H201L202 236H204V238L205 237H210V240H207L208 242L209 241H211V242H216V244L217 243H219V245L217 244V247L219 248V249H221L222 250V252L221 253H218L219 255V257L218 258H216L215 257V255H213V254H211V255H209L207 258H205V260H203V261H201V259H200V261L198 262V260L195 262L193 259H192V257L195 259V254L196 253H198V252H196L195 253V251L197 250V248H199V247H197L196 248V250L194 251V249L192 250L191 248V250H192V253H191V250H189L190 251V253L191 254H193V251H194V255H192L191 256V254H190V259L189 260H191L190 262V264H264V227H262L263 225H264V218H263V216L262 215H264V189L262 188V190L259 188L260 187V185H259V183H258V181H256V184H255V179L257 180L258 178H256V177H260V174H259V172L262 174L263 172H264V70L260 73V68H257V67H255ZM79 66V65H78ZM123 66V65H122ZM148 66V67H149ZM158 66V65H157ZM169 66V65H168ZM181 66V65H180ZM184 66V65H183ZM202 66V67H203ZM231 66V69H229V70H226V77H227V75H228V71H230V75L232 74L231 73V71H234L235 69L234 68H232V66H233V64H231V65H229V67ZM103 67H105V66H103ZM151 67V66H150ZM159 67V66H158ZM161 67H162V65H161ZM177 67V66H176ZM194 67V66H193ZM192 67V68H193ZM205 67V66H204ZM203 67V68H204ZM220 67V68H219ZM255 67V68H254ZM88 68V67H87ZM117 68V67H116ZM115 68V69H116ZM125 68V67H124ZM141 68V67H140ZM168 68V67H167ZM174 68V67H173ZM187 68V67H186ZM185 68V69H186ZM190 68H191V66H190ZM198 68V67H197ZM212 69V66H209V69ZM257 68V69H256ZM89 69V68H88ZM93 69V68H92ZM91 69V70H92ZM122 69V68H121ZM153 69V68H152ZM154 69H155V66H154ZM158 69V68H157ZM157 69H155V71L157 70ZM160 69V68H159ZM159 69L157 70V75H156V77L158 76L159 77V75H160V72L162 71H160V72H158L159 71ZM171 69H172V67H171ZM202 68L200 67V69H199V71L201 70ZM208 69V70H209ZM264 69V68H263ZM81 70V69H80ZM90 70V69H89ZM120 70V69H119ZM142 70V69H141ZM174 70V69H173ZM176 70V69H175ZM180 70V68L178 69L177 68V71L176 72H178ZM190 70H192V72H194L193 71V69H190ZM203 70V69H202ZM88 71V70H87ZM86 70H85V72H87ZM163 71H164V69H163ZM170 71V70H169ZM172 71V70H171ZM187 71H188V69H187ZM89 72V71H88ZM115 72H116V70H115ZM153 72V71H152ZM173 72V71H172ZM179 72H181V70L179 71ZM197 72V71H196ZM195 72V73H196ZM203 72V71H202ZM210 72V75H211V70L209 71ZM214 72H212V73H214ZM217 72H215L214 74L215 75H218V74H216ZM122 74H123V71L121 72ZM143 73V72H142ZM158 73H159V75H158ZM183 73V72H182ZM184 73H186V75H187V72H184ZM183 73V74H184ZM189 73V72H188ZM206 73H208V71H206ZM84 74V73H83ZM113 74V73H112ZM115 74V73H114ZM156 74V73H155ZM154 74V75H155ZM176 74V73H175ZM196 74H198L199 75V72L198 73H196ZM209 74V73H208ZM117 75V74H116ZM121 75V74H120ZM144 75V74H143ZM173 75V74H172ZM181 75V73L179 74V75H177V76H180ZM185 75V74H184ZM190 75V74H189ZM194 75V74H193ZM193 75H192V77H193ZM213 75V74H212ZM224 75V74H223ZM229 75V76H230ZM88 76V75H87ZM126 76H127V74H126ZM161 76V75H160ZM183 76V75H182ZM181 76V77H182ZM204 76V73H202V78H205V77H203ZM209 77V78H212V77H214V76H209V75H207L206 74V77ZM111 77H113V76H111ZM155 77V76H154ZM155 77V78H156ZM180 77V78H181ZM187 78H188V76H186ZM191 77V76H190ZM217 77V76H216ZM219 77V76H218ZM248 77V76H247ZM85 78H87V77H85ZM149 78V80H150V76H148L147 77V79ZM151 78H152V76H151ZM184 78V77H183ZM195 78H197V77H195ZM195 78H192V79H195ZM200 78H201V76H200ZM202 78H201V80H200V82L202 81V83L205 81V79H207V78H205L204 80H202ZM208 78V79H209ZM224 78V77H223ZM191 79V80H192ZM218 78H215V80H217ZM225 79V78H224ZM233 79V78H232ZM241 81H240V80ZM113 80V79H112ZM112 80H110V82H112ZM114 80H115V78H114ZM124 80V79H123ZM152 81H154L153 80V78L151 79ZM184 79H182V81H183ZM197 80V79H196ZM199 80V79H198ZM221 80V79H220ZM239 81V82H237V81ZM119 81V80H118ZM146 81V80H145ZM157 81V79L155 80V82L154 83H157L156 82ZM185 81V80H184ZM183 81V82H184ZM193 81V80H192ZM218 81V80H217ZM217 81H215V84L217 83L218 84V86L216 87L217 88V92L220 94V92H219V88H221L220 86H219V84H220V82H217ZM230 81V80H229ZM246 81V80H245ZM150 82V84H151V81H149ZM186 82V81H185ZM191 82V81H190ZM199 82V83H200ZM207 82H208V80H207ZM209 82L210 83H208V84H212L211 82H214V81H211V79L209 80ZM235 82H237L238 84L235 86ZM118 83V82H117ZM137 83V82H136ZM197 84V85H200V84ZM231 83V82H230ZM135 84V83H134ZM149 84V83H148ZM147 84V85H148ZM153 84V83H152ZM186 84V83H185ZM205 85H206V83H204ZM202 85V86H205V85ZM221 84H223V83H221ZM190 85H192V84H190ZM196 84H195V87H194V85H193V87L196 89L195 90V92L197 91V86ZM224 85H225V82H224ZM153 86V85H152ZM183 86V85H182ZM186 86H187V84H186ZM209 85H207V87H208ZM211 86V85H210ZM215 86V85H214ZM118 87V86H117ZM147 87V86H146ZM188 87V86H187ZM200 87H201V85H200ZM199 87V88H200ZM206 87V86H205ZM205 87H202V92H204V93H206V92H210L211 90H209L208 88V91H204V88ZM219 87V88H218ZM224 87L225 86H223L222 88L223 89H221L220 91H221V93H223V91H224ZM229 87V86H228ZM144 88V87H143ZM148 88V87H147ZM150 88V87H149ZM154 88V87H153ZM212 88H213V86H212ZM215 88V89H216ZM193 89V88H192ZM206 89V88H205ZM214 89V90H215ZM229 89V88H228ZM227 89V90H228ZM191 91V90H190ZM194 91V90H193ZM212 91H213V89H212ZM160 92V91H159ZM175 92V91H174ZM192 92V91H191ZM199 92V91H198ZM198 92H196L197 93V97H198ZM201 91H200V93L203 95V97H204V94L202 93ZM208 92V93H209ZM214 92V91H213ZM171 93V92H170ZM207 93V94H208ZM212 93V92H211ZM211 93H209V94H211ZM228 93V92H227ZM228 93V94H229ZM123 94V93H122ZM192 94V93H191ZM206 94V95H207ZM224 94H225V92H224ZM142 95H143V93H142ZM141 95V96H142ZM171 95V94H170ZM175 95V94H174ZM172 96L173 98H174V100H175V96ZM190 95V93L188 94V96ZM193 95V94H192ZM195 95V94H194ZM193 95V96H194ZM211 95H213V96H216V98H215V100L216 99H218L217 98V94H211ZM221 95V94H220ZM227 95V94H226ZM120 96V95H119ZM177 96V95H176ZM181 96V95H180ZM179 95H178V98L180 97ZM183 96V95H182ZM199 96H200V94H199ZM208 96V95H207ZM222 97H223V94L221 95ZM184 97V96H183ZM182 97V98H183ZM209 97V96H208ZM212 97V96H211ZM221 97V98H222ZM227 96H225L224 98H222V100H228L227 98H226ZM135 98V97H134ZM182 98H180V99H182ZM189 98H192V96L190 97L189 96ZM199 98V97H198ZM201 98H202V96H201ZM201 98H200V100H199V102H201ZM168 99H170V97H168ZM179 99V100H180ZM220 99V98H219ZM218 99V101H220L221 102V99L219 100ZM172 98L169 100V103L167 104L166 103V105L164 104V108H165V110H168V108L172 105V101H174ZM192 100H193V98H192ZM195 100V99H194ZM193 100V101H194ZM196 100H197V98H196ZM195 100V101H196ZM181 101V100H180ZM185 101H187V100H185ZM205 101V102H206ZM135 103H137V101H134ZM133 102V103H134ZM220 102H217V100L215 101V103H220ZM134 103V104H135ZM139 103V102H138ZM138 103H137V105H138ZM159 103V102H158ZM174 104H175V101L173 102ZM177 103H178V101L176 102V105H177ZM236 103V104H235ZM140 104V103H139ZM151 105H154V104H151ZM157 105V104H156ZM155 105V106H156ZM202 105H203V101H202ZM224 105V106H223ZM242 105V104H241ZM140 106V105H139ZM138 106V107H139ZM147 106H150V104L149 105H147ZM163 106V105H162ZM174 106L175 105H173V107L171 108L170 107V109H173L174 108ZM180 106H181V104H180ZM185 106V105H184ZM205 106H206V103H205ZM230 106V107H231ZM243 106V105H242ZM241 106V107H242ZM121 107V106H120ZM152 107L153 106H151V107H149V110H151L152 111ZM176 107V106H175ZM183 107V106H182ZM199 108L200 107H204V105L203 106H198ZM208 107L206 108V107H204V111L206 112V109L208 110ZM108 108V107H107ZM145 108V107H144ZM151 108V109H150ZM180 108V107H179ZM178 108V109H179ZM198 108V112L201 110V108L199 109ZM214 108V109H213ZM237 108V107H236ZM238 108H240V106H238ZM237 108V109H238ZM114 109V108H113ZM145 109H147V108H145ZM154 107H153V111H154ZM162 109V111H163V108H161ZM176 109V108H175ZM203 109V108H202ZM236 109V110H237ZM106 110H108V109H106ZM110 110H111V108H110ZM117 110V109H116ZM148 110V111H149ZM185 111H186V109H184ZM216 110V111H217ZM243 110V109H242ZM249 110H250V112H252L253 114H250V113H248L249 112ZM115 111V110H114ZM128 111V110H127ZM127 111H125V112H127ZM130 111V110H129ZM150 111V112H151ZM162 111H160V112H162ZM174 111V110H173ZM172 111V112H173ZM177 111V110H176ZM176 111H175V113L173 114V116L172 117H174V115H175V117H177L176 119L178 120L179 118H178V112L176 113ZM181 111V110H180ZM188 111V110H187ZM196 111V110H195ZM244 111V110H243ZM108 112H109V110H108ZM111 112V111H110ZM109 112V113H110ZM132 112V111H131ZM135 112V111H134ZM133 112V113H134ZM146 112V111H145ZM166 112V113H165ZM169 112V111H168ZM171 112V111H170ZM183 112V111H182ZM191 112V111H190ZM197 112V113H198ZM240 113H241V111H239ZM158 113V112H157ZM164 113V115L165 114H167V111H164L163 112ZM189 113V112H188ZM196 113V114H197ZM200 113H202V114H204V112H203V110H201V112ZM200 113H199V116H200ZM117 114V113H116ZM130 114V113H129ZM132 114V113H131ZM130 114V115H131ZM136 114V113H135ZM139 114V113H138ZM169 114V113H168ZM167 114V116H168V118H169V115ZM176 114H177V116H176ZM182 114V113H181ZM180 114V115H181ZM109 115H111V114H109ZM118 115V114H117ZM121 115H123V114H121ZM120 115V116H121ZM128 115V114H127ZM163 114H160V116H162ZM179 115V116H180ZM195 115V114H194ZM208 115H211V114H208L207 113V115L206 114H204V116H206V119H207V116ZM238 117H236V116ZM250 115H251V117H250ZM114 116H116V115H114ZM124 116V115H123ZM125 116H126V114H125ZM137 116V115H136ZM182 116V115H181ZM180 116V117H181ZM186 116H189V114L188 115H186ZM192 116H193V114H192ZM203 115H201L200 117H201V119H204L205 120V118H203L202 117ZM215 116V115H214ZM225 116V117H226ZM240 116V115H239ZM111 117V116H110ZM131 117V116H130ZM164 117V116H163ZM162 117V118H163ZM172 117H171V119L169 120V121H172ZM183 117V116H182ZM198 117V116H197ZM196 116H193V118L195 119V118H197ZM224 117V118H225ZM235 117V119H233ZM141 118H143V117H139V119H141ZM165 118H166V120H168V118L166 117V115H165ZM165 118H164V120H165ZM187 118V117H186ZM192 117H190V121H192V119H193ZM227 118V119H228ZM231 118L235 121L236 120V122H237V124L235 125V124H233L232 125V123H234V121L232 122L231 121ZM246 119V120H244V119ZM109 119V118H108ZM119 119V118H118ZM124 119V118H123ZM125 119H126V117H125ZM127 119L129 120V118L127 117ZM199 117L197 118V121H199ZM131 120H132V118H131ZM154 120V119H153ZM174 120V119H173ZM180 120H182V123H183V120L184 119H180ZM180 120H178L179 122H180ZM245 122H244V121ZM124 122H125V120H123ZM156 122H154L155 123V126L157 125L156 123L158 122L157 120H155ZM189 121V122H190ZM203 121V120H202ZM212 120H210V121H206V122H211ZM117 122V121H116ZM130 122V121H129ZM150 122V121H149ZM153 122V121H152ZM151 122V123H152ZM175 122H177V121H175ZM179 122H177L176 123V125L178 126V124H179ZM187 122V124L189 125H187L188 127H192V125L193 124H191V123H196L195 122V120L194 121H192V122ZM201 122V120L199 121V122H197V123H200ZM206 122L205 123H203V125L205 124V125H207V126H209V127H207V126H205V127H207V129L208 128H210V125H208V124H210V123H207L206 124ZM214 121H212V123H213ZM235 122V123H236ZM121 123V122H120ZM123 123V122H122ZM158 123H160V122H158ZM174 123V122H173ZM181 122H180V124L179 125H181L182 124ZM202 123V122H201ZM211 123V124H212ZM103 124V123H102ZM118 125H119V123H117ZM124 124V123H123ZM129 124V123H128ZM127 124V125H128ZM133 124V123H132ZM132 124H131V126H132ZM214 124V123H213ZM212 124V125H213ZM126 125V124H125ZM125 125H123V126H125ZM150 126H151V124H149ZM148 125V126H149ZM159 125V124H158ZM157 125V126H158ZM227 125V124H226ZM122 126V125H121ZM135 126H137V128H139L138 127V124L136 125V124H134V127ZM156 126V127H157ZM163 126V125H162ZM182 126V125H181ZM193 126H195V125H193ZM197 126V125H196ZM224 126V125H223ZM103 127V126H102ZM154 126L152 125L150 128L152 129ZM180 127V126H179ZM183 127V126H182ZM198 127V126H197ZM101 128V127H100ZM115 129L114 130H116V126L114 127ZM126 127H123V129H125ZM129 128V127H128ZM140 128H142L141 126H140ZM149 128V129H150ZM170 128V127H169ZM184 128H185V126H184ZM190 128H188V129H190ZM195 128V127H194ZM199 128V129H200ZM112 129V128H111ZM121 129V128H120ZM130 129V128H129ZM131 129H132V127H131ZM143 129V128H142ZM163 129V128H162ZM164 129L166 130V128L164 127ZM196 129H198V128H196ZM195 129V130H196ZM206 129V130H207ZM113 130V129H112ZM127 130V129H126ZM133 130H134V128H133ZM135 130H137V129H135ZM152 130H155V129H152ZM157 130V129H156ZM171 130V129H170ZM192 130V129H191ZM190 130V131H191ZM195 130H193V131H195ZM212 129H210V131H211ZM98 130H96V132H97ZM100 131V130H99ZM124 131V130H123ZM142 131V130H141ZM217 131V130H216ZM93 132V131H92ZM146 132V131H145ZM171 132V131H170ZM189 132V131H188ZM99 132H97V134H98ZM115 133H116V131H115ZM119 133H120V131H119ZM165 133H166V131H165ZM192 133V132H191ZM195 133H196V131H195ZM217 133H218V131H217ZM95 134V133H94ZM110 134V133H109ZM101 135V134H100ZM99 135V136H100ZM115 135V134H114ZM144 136H145V134H143ZM151 135V134H150ZM162 135V134H161ZM170 135V134H169ZM168 135V136H169ZM188 135H190V134H188ZM224 135H226V136H224ZM92 136V135H91ZM112 136H113V134H112ZM167 136V135H166ZM174 136V135H173ZM183 135H181V137H182ZM93 137V136H92ZM109 137V136H108ZM141 137V136H140ZM154 137H156V136H154ZM223 137V138H222ZM99 138V137H98ZM126 138V137H125ZM151 138H153V137H151ZM150 138V139H151ZM160 138V137H159ZM189 138V137H188ZM197 138V137H196ZM198 138H199V136H198ZM225 138L226 139H231L232 141H233V143H230V142H232L231 140H229L230 142H227L226 140H225ZM88 140L90 139V138H87ZM100 139V138H99ZM114 139V138H113ZM127 139V138H126ZM140 139V138H139ZM142 139V138H141ZM144 139V138H143ZM167 139H170V137H168ZM185 139V138H184ZM212 139L214 140V139H216L217 141H218V143H217V141H216V145H218V146H216V147H214V146H212V143H211V141H212ZM222 141H221V140ZM225 141H224V140ZM109 140V139H108ZM112 140V139H111ZM110 140V141H111ZM149 140V139H148ZM171 140V139H170ZM211 140V141H210ZM85 141V140H84ZM90 141V140H89ZM115 141V140H114ZM124 141V140H123ZM128 141V140H127ZM139 141V140H138ZM142 140H140V142H141ZM151 141L152 140H150L149 141V144H151ZM182 141H184V140H182L181 139V142ZM185 141H187V137H186V140ZM220 141V142H219ZM235 141V142H234ZM92 142V141H91ZM90 142V143H91ZM94 142V141H93ZM97 142V141H96ZM130 142H131V140H130ZM153 142V141H152ZM155 142V141H154ZM156 142H158V140H156ZM162 142V141H161ZM167 142H168V140H167ZM174 142V141H173ZM176 142V141H175ZM180 142V141H179ZM178 142V144H181V142L179 143ZM192 142V141H191ZM196 142V141H195ZM82 143V142H81ZM95 143V142H94ZM103 143V142H102ZM114 143V142H113ZM148 143V142H147ZM164 143V142H163ZM184 143V142H183ZM214 143V142H213ZM97 144V143H96ZM118 144V143H117ZM122 144V143H121ZM126 144H127V142H126ZM155 144V143H154ZM157 144V143H156ZM174 144V143H173ZM176 144V143H175ZM80 145V144H79ZM108 145H111V143H109ZM153 145V144H152ZM161 145V144H160ZM183 145V144H182ZM77 146V145H76ZM82 146H83V144H82ZM100 146V145H99ZM106 146V145H105ZM104 146V147H105ZM122 146V145H121ZM149 146V145H148ZM178 146V145H177ZM176 146V147H177ZM185 146V145H184ZM53 147H55V146H53ZM79 147V146H78ZM111 147H112V145H111ZM156 146H154V148H155ZM157 147H158V145H157ZM180 147H182V146H180L179 145V147H178V150H179V148ZM50 148V147H49ZM58 148V147H57ZM91 148V147H90ZM93 148V147H92ZM107 147H105V149H106ZM115 148V147H114ZM127 148V147H126ZM142 148V147H141ZM152 148V147H151ZM159 148V147H158ZM173 148V147H172ZM174 148H175V145H174ZM184 148L182 147L181 149L182 150H184ZM157 149V148H156ZM168 149V148H167ZM192 149V148H191ZM48 150V149H47ZM57 150V149H56ZM104 150V149H103ZM107 150V149H106ZM122 150V149H121ZM130 150V149H129ZM137 150V149H136ZM139 150V149H138ZM150 150V149H149ZM153 152H154V150L155 149H151ZM151 150H150V152H151ZM173 150V149H172ZM175 150V149H174ZM46 151V150H45ZM75 151H77V150H75ZM74 151V152H75ZM86 151V150H85ZM119 151V150H118ZM116 149H113V148H109V153L111 154L110 155V157H109V159L108 160H106L105 161V164L104 165H101V166H95L96 165V163L98 162L99 164H97V165H100V163H102V161L103 160H105L104 158L103 159H101L102 157L101 156H97L96 155V157H94L95 159H97V161L94 159V158H91V159H94V161H96V163H94L93 162V166H91V167H93V168H95L96 170L97 169H101L102 170V172L103 173H105L103 176L105 177V175H106V173H107V175H108V178L109 179H112V180H110V185H108V186H113V185H122V186H124L123 184H125V182L127 183V181L129 180H127V177H125V174L124 173H121L120 171H118V173H117V175L115 174L116 173V165L120 162L119 161V158H121V157H119L120 155H123V153H121V154H119V152H118ZM156 152H158L157 150H155ZM171 151V150H170ZM55 152V151H54ZM57 152V151H56ZM79 152V151H78ZM83 152V151H82ZM121 152H123V151H121ZM156 152H154L153 153V157L150 159V162H151V160L152 161H154L155 162V160L153 159L154 158V154L156 153ZM161 151L159 150V153H160ZM174 152V151H173ZM173 152H172V154H173ZM177 152V151H176ZM175 152V153H176ZM46 154H48L47 152H45ZM76 153V152H75ZM74 153V154H75ZM147 153V152H146ZM159 153H157L158 155H156L155 157H157V156H159ZM170 153V152H169ZM174 153V154H175ZM185 155H184V154ZM76 154H78V153H76ZM75 154V155H76ZM151 154V153H150ZM166 154V153H165ZM179 154V153H178ZM195 154V153H194ZM216 155V158L215 157H213V158H215V160L214 159H211L210 158V155H212V156H214V155ZM45 155V154H44ZM61 155V154H60ZM81 155V154H80ZM87 155V154H86ZM145 155V154H144ZM177 155V154H176ZM191 155V156H190ZM209 155V156H208ZM63 156H64V154H63ZM164 156V155H163ZM224 156V157H223ZM62 157V156H61ZM74 157V156H73ZM126 157H128V156H126ZM146 157V156H145ZM161 157H162V155H161ZM160 157V158H161ZM166 157L167 158H170V157H168L167 155H166ZM165 157V158H166ZM179 156H177V158H178ZM197 157V156H196ZM220 157V158H219ZM222 157V158H221ZM49 158H50V156H49ZM63 158V157H62ZM148 158V157H147ZM147 158H146V161H147ZM174 158V157H173ZM172 157H171V159H173ZM176 158V157H175ZM174 158V159H175ZM217 158H219V159H217ZM224 158V159H223ZM48 159V158H47ZM64 159V158H63ZM90 159V160H91ZM127 159V158H126ZM128 159H130V158H128ZM148 159V160H149ZM156 160H157V158H155ZM163 159V158H162ZM174 159H173V161H174ZM182 159V158H181ZM50 160V159H49ZM98 160H100V161H98ZM160 160V159H159ZM167 160V159H166ZM165 159H164V161H166ZM218 160H220V161H217ZM93 161V160H92ZM145 161V162H146ZM169 161V160H168ZM171 161V160H170ZM182 161V160H181ZM187 161L189 162V163H187ZM33 162V161H32ZM91 162V161H90ZM126 162H129V161H127L126 160ZM131 162H132V160H131ZM136 162V161H135ZM140 162V161H139ZM143 162V161H142ZM157 162V161H156ZM156 162H155V165H156ZM163 162V161H162ZM161 162V163H162ZM172 162V161H171ZM216 162V163H215ZM221 163V164H217V163ZM104 163V162H103ZM123 163H125V162H123ZM137 163H138V161H137ZM165 163V162H164ZM142 164V163H141ZM147 165H148V163H146ZM146 164H145V167H146ZM150 165L152 164V162L151 163H149ZM159 164V163H158ZM171 164H176V166L174 165V166H172ZM127 165V164H126ZM129 165L131 166V165H133L132 163H129ZM150 165L149 166H147V167H150ZM153 165V164H152ZM161 164H159V166H160ZM188 165H186L185 166V168L188 166ZM33 166V165H32ZM128 166V165H127ZM129 166V167H130ZM140 166V165H139ZM142 166H143V164H142ZM158 166V165H157ZM182 166V165H181ZM90 167V170H92V168ZM137 167V166H136ZM144 167V166H143ZM182 167H184V165L182 166ZM189 167V166H188ZM187 167V168H188ZM226 167H227V164H226ZM34 168H35V166H34ZM154 168V167H153ZM157 168V167H156ZM159 168V167H158ZM197 168V167H196ZM197 168V169H198ZM53 169V167L50 165V162H42L41 163V165L39 166V168H38V170H39V172H38V177H37V180H40L41 178H43L46 174H48V172H50L51 170ZM119 169V168H118ZM152 169V168H151ZM150 169V170H151ZM94 170V169H93ZM154 170L156 171V169L154 168ZM173 170H172V172H173ZM181 170V174H180V176H182V177H184L186 174L185 173H182V172H184L185 170V172H188V175H186L184 178H181V177H177V174H178V172ZM182 170H184V171H182ZM192 170V171H191ZM25 171V170H24ZM98 171V170H97ZM152 171V170H151ZM158 171V170H157ZM156 171V172H157ZM192 172V173H190V172ZM33 172V171H32ZM90 173H94L93 171H89ZM120 172V173H119ZM158 172H160V174H158ZM157 172V176L158 175H161L162 177H164L165 179H166V177L168 178V176H167V174H168V172H166L167 174L165 175V176H163V174L165 173H163L162 171H161V169L159 170ZM163 174H162V173ZM196 172H198L196 175L194 174L193 175V173H196ZM228 172H229V170H228ZM23 173V172H22ZM153 174H155L154 173V171L152 172ZM33 174V173H32ZM34 174L36 175V170L34 171ZM60 174V173H59ZM64 174V173H63ZM100 174H102V173H100ZM124 174V175H123ZM183 174H184V176H183ZM200 174V173H199ZM225 174H227V173H225ZM224 174V175H225ZM259 174V175H258ZM264 174V173H263ZM34 175V176H35ZM97 175V174H96ZM106 175V176H107ZM150 175V174H149ZM156 175L154 176L155 177V179H157L156 178ZM168 175H170V174H168ZM201 175V176H202ZM23 176H25L24 174H23ZM67 176V175H66ZM65 176V177H66ZM93 176H95V174L93 175ZM102 175H100V177H101ZM102 176V180L104 179V177ZM172 176V175H171ZM172 176V177H173ZM200 176V177H201ZM206 176H203V177H206ZM209 176V175H208ZM215 176H213V179H215ZM228 176H229V174H228ZM262 176V175H261ZM161 177V178H162ZM170 177V176H169ZM203 177H202V179H203ZM35 178H36V176H35ZM69 178V177H68ZM72 178V177H71ZM74 178H76V176L74 177ZM107 178V179H108ZM128 178H129V176H128ZM147 178V179H148ZM171 178V177H170ZM169 178V179H170ZM174 178V177H173ZM192 178L190 177V180H192ZM228 178V179H227ZM255 178V179H254ZM264 178V177H263ZM106 179V178H105ZM134 179V178H133ZM132 179V180H133ZM155 179L154 180H152L153 182L155 181ZM160 179V178H159ZM163 179V178H162ZM161 179V181H162V184H164V179L162 180ZM178 179L176 180L175 179V181H178ZM188 179V178H187ZM197 179V178H196ZM249 179H250V182H249ZM259 179H261V177L259 178ZM258 179V180H259ZM68 180H70V179H68ZM85 180V179H84ZM127 180V181H126ZM172 180V178L170 179V181ZM219 180H220V182H219ZM236 180H238L237 178H236ZM82 181V180H81ZM166 181V180H165ZM170 181H166L165 182V184L167 183V182H169L168 184L169 185H171L170 183H172V182H170ZM172 181H174V179L172 180ZM180 181H178L177 183H176V185H178V183H180ZM194 181H197V182H199L198 183V185H201V186H198L197 185V182L196 183H194ZM206 181V182H205ZM254 183V184H251L252 182ZM260 181V180H259ZM84 182V181H83ZM86 182H88V181H86ZM108 182V181H107ZM134 182V185L133 186H135V183H137V181H133ZM191 182V183H190ZM205 182V183H204ZM212 182V183H211ZM261 182L262 183H264V179H263V181L261 180ZM89 183V182H88ZM174 183V182H173ZM173 183H172V185H173ZM238 183V182H237ZM245 183V182H244ZM102 184H104V183H102ZM130 184H131V180H130ZM130 184H129V186H130ZM133 184V183H132ZM131 184V185H132ZM140 184H142L141 182H140ZM150 184V183H149ZM156 184V183H155ZM161 184V185H162ZM166 185V186H168V187H165L164 185H162V186H164L165 187V189H167V188H169V185ZM248 184H250V186L248 185ZM70 185H71V183H70ZM105 185V184H104ZM103 185V186H104ZM152 185V184H151ZM195 185H197L198 187H200V188H202V189H200V188H198V189H196L195 187ZM246 185H247V187L249 186L250 187V189H249V187L247 188L246 187ZM69 186V185H68ZM72 186V185H71ZM95 186H96V183H95ZM99 185H98V182H97V187H98ZM121 186V187H122ZM128 185L126 186V187H129ZM137 186V185H136ZM138 186H139V184H138ZM138 186H137V189H139L138 188ZM141 186V185H140ZM141 187L142 189L144 188V187ZM150 186V185H149ZM173 186H175V184L173 185ZM193 186H195V187H193ZM244 186L246 187V189L244 188ZM262 186V185H261ZM263 186H264V184H263ZM262 186V187H263ZM106 187V188H105ZM105 187H104V190L103 189H100V188H96L95 187V189H97V190H95V192H94V187H92L93 189H91L92 190V195H90V196H92V200H91V203H92V205L94 204V205H99V204H97L100 200H101V198H102V196H103V194H108V195H110L109 194V192L107 193V191H111L113 188H111V190H108V189H110L109 187L107 188V184L105 185ZM126 187H125V189H126ZM176 187V186H175ZM102 188V187H101ZM115 188H116V190H118V188H117V186H115ZM159 188H160V186H159ZM178 188H180L181 190H182V188L180 187V185H179V187ZM189 188H194V189H196L197 191H193V189H189ZM82 189V188H81ZM107 189V190H106ZM122 189V188H121ZM120 189V190H121ZM131 189H132V191H137V189L134 187V188H132L131 187ZM130 188H129V190H131ZM134 189V190H133ZM155 189H152V190H155ZM164 189V190H165ZM184 189V188H183ZM200 189V190H199ZM248 189L249 190H251V192L250 191H248ZM86 190V189H85ZM84 190V191H85ZM105 190H106V192H105ZM151 190V191H152ZM188 190H189V192H191V193H189V198H194V199H188ZM202 190V191H201ZM77 191V190H76ZM83 191V190H82ZM114 191V190H113ZM112 191V192H113ZM119 191V190H118ZM114 191V192H117L118 193V195H115L114 193H113V196H116V198L114 197V200H115V202L116 201H118V198L117 197H119L120 199H119V201H125L126 199H129L130 198V195H132V193H134V192H130V191H128V193H131L130 195H128V194H126V196L128 197L129 196V198H127L126 196H125V193H127V192H125L124 191V194H123V197H120V195L123 193H121V191ZM126 191H127V189H126ZM167 191V190H166ZM199 191L201 192V194H199ZM81 192V191H80ZM194 192L196 193V194H194ZM211 193V196H210V193ZM136 193V192H135ZM134 193V194H135ZM139 193V192H138ZM142 193V192H141ZM164 193V194H163ZM193 193V195H191L190 196V194H192ZM251 193V194H250ZM105 194V195H106ZM112 194V193H111ZM120 194V195H119ZM140 194V193H139ZM144 194H146L147 195V197L148 198H146V196H144ZM176 194V193H175ZM184 193L182 192V194H180V195H183ZM199 194V195H198ZM257 194H258V197L260 196V199H257L258 197H255V196H257ZM136 195H137V193H136ZM142 195V194H141ZM195 195V197H193ZM200 196V195H202L201 196V199H200V201H199V199H195L196 198V196ZM253 195V196H252ZM255 195V196H254ZM84 196H85V194H84ZM111 196V195H110ZM110 196H109V200H108V198H107V201H106V197L107 196H105V200L104 201H106V203L108 202V201H110L111 199H112V196H111V199H110ZM198 196H197V198H198ZM83 197V196H82ZM124 197H126V199L124 198ZM137 197V196H136ZM140 197V196H139ZM142 197V196H141ZM140 197V198H141ZM143 197L141 198V201H144V199H143ZM164 197V196H163ZM180 197V196H179ZM186 197V198H185ZM251 197V198H250ZM122 198V199H121ZM132 198V197H131ZM130 198V200H132L133 202H131V204L133 203L134 204V206H135V204L136 205H138L137 204V202H138V199H137V201H134V200H136V199H133V198H135V196H133V198L131 199ZM139 198V199H140ZM167 198H169V196L167 197ZM91 198H89V200H90ZM100 199V200H99ZM103 199V198H102ZM123 199H125V200H123ZM113 200V199H112ZM171 200H173V199H171ZM175 200V199H174ZM188 200H191L190 202L192 203V204H197L196 206L194 205V206H192V204L190 205V202H186V201H188ZM196 200H197V202H196ZM255 202V204H258V203H256V201H258V200H260V204L258 205V209L256 210L257 211V213L255 214V213H253V214H255V215H253V217L255 216V217H257V214L258 215H260V216H258L257 218H256V220L255 221H253L252 220V218H251V221H249L248 219V221L247 220H245L244 218H242L243 217V215L242 214H244V212L245 211H247L248 210V208H250L249 206H252V204L254 203L253 201ZM87 201V200H86ZM103 200L100 202V204L102 203V202H104ZM121 201V202H122ZM128 201V200H127ZM149 201V200H148ZM201 202L200 203V205L201 206H199V202ZM247 201H250V202H247ZM57 202V201H56ZM59 202V201H58ZM62 202H64V201H62ZM61 202V203H62ZM88 202V201H87ZM121 202H120V206H121ZM123 202H122V204H123ZM135 202V203H134ZM139 202H140V200H139ZM152 202V201H151ZM151 202H150V204H151ZM167 204H166V203ZM181 202V203H180ZM247 202V203H246ZM251 202H253V203H251ZM65 203V202H64ZM110 203V202H109ZM119 203V202H118ZM125 203V202H124ZM128 203H129V205H123V207H122V209H123V211H129V212H127L126 213V211L124 212V213H122V216L121 217H124V219L127 217V218H130L131 219V217H133V216H131V217H129L130 216V214L132 215L133 213H135V215H134V217H136V215H138V217L139 218H141L140 220L142 221V218H143V216H142V211H144L145 209H146V207L144 208V210H143V205L141 206L140 204H142V203H140L139 204V206H137L138 207V209L137 208H135L134 210H132L133 208L132 207H130V208H128L131 204H130V201H128ZM127 203V204H128ZM182 203H186V204H188V205H186L185 206V208H183V205L184 204H182ZM245 203H246V205H247V207H245L246 205H245ZM248 203L249 204H251V205H249L248 206ZM60 204V203H59ZM70 203H68V205H69ZM73 205H74V203H72ZM110 204H112V202L110 203ZM109 204V205H110ZM115 203H114V201H113V205H110V206H113L114 208H115V210L117 209V207H116V205H114ZM182 204V205H181ZM57 205H58V203H57ZM63 205V204H62ZM67 205V206H68ZM89 205H91V204H89ZM105 205V204H104ZM181 205V206H180ZM245 205V206H244ZM254 205V204H253ZM56 206V205H55ZM54 206V207H55ZM67 206H65V207H62V208H66V209H64V212L66 213V215L68 214V215H73V216H77V215H79V214H81L82 215V213H83V211H84V213H86V210L83 208V207H81V208H79V206L77 207V206H73V207H71V206H69V208L67 207ZM109 206V207H110ZM131 206H133V205H131ZM133 206V207H134ZM256 206V205H255ZM48 207V206H47ZM52 207V206H51ZM51 207L49 206V209H48V214H49V212H52V209H53V207H52V209H51ZM58 207V206H57ZM77 207V208H76ZM101 207H103L102 206V204H101ZM109 207L107 208L106 207V205H105V207L104 208H106V210H110L109 212H113V211H111V207H110V209H109ZM182 209H180V208ZM245 207V208H244ZM100 209V207H96V209ZM104 208H101V209H104ZM140 208L142 209V211L140 210ZM152 208H154V207H152ZM176 208V209H175ZM84 209V210H83ZM130 209V210H129ZM181 210V212H180V210ZM244 209H247V210H244ZM253 208H251L250 210H252ZM112 210H113V208H112ZM138 210H139V212H138ZM234 211V212H236V213H234V214H237L236 216H234V214H233V216H234V218H233V216L231 215L232 214V211ZM244 210V212L242 213V211ZM250 210L249 211H247L248 213L250 212ZM45 211V212H46ZM63 211V210H62ZM61 210L59 211L60 213L62 212ZM122 211V210H121ZM122 211V212H123ZM131 211H134V212H131ZM140 211H141V213H140ZM149 211V212H150ZM157 211H158V209H157ZM183 211V212H182ZM187 211V212H186ZM93 212V211H92ZM102 212H103V210H102ZM109 212H108V215H106L105 216V222L104 223H107V221H108V226L106 225V226H104L105 224L104 223H102L101 225H103L104 226V228H103V230L105 229V228H107V227H109L110 226V224H111V226H115V225H112V223L113 222H116L117 223V221H119V219H122L121 217H120V215H119V217L120 218H118L117 216V221H116V218L113 220V222L110 220L109 221V219H112V216L110 217L109 216ZM115 212V211H114ZM118 212H120V211H118ZM117 212V213H118ZM138 212V213H137ZM149 212H148V214H149ZM163 212H164V214H163ZM168 212H169V214H168ZM172 212V213H171ZM63 213V212H62ZM83 213V215H84V217H85V214ZM95 213V212H94ZM104 213H106L107 214V212H105V209H104V212H103V214ZM121 213V212H120ZM144 213L145 212H143V215H144ZM176 213H178V214H176ZM196 213V214H195ZM197 213L200 215L199 217H201L200 219H202V221H199L198 219H197V217H198V215H197ZM246 213V212H245ZM95 214H97V213H95ZM99 214V213H98ZM97 214V215H98ZM111 214V213H110ZM172 214V215H171ZM94 215V214H93ZM93 215H92V217H93ZM96 215V216H97ZM147 215V214H146ZM195 215V216H194ZM197 215V216H196ZM248 215V214H247ZM80 216V215H79ZM88 216L91 218V216H90V214L88 213ZM99 216H101V215H99ZM142 216V217H141ZM145 216V215H144ZM231 216V218H233V220L235 221V224H236V227H234V225H233V223L234 222H232L231 224H230V226H228V224L230 223V219L228 218V217H230ZM81 217V216H80ZM102 217V216H101ZM132 218L133 220H130V221H135L134 223L132 222V223H130L129 222V219H127L128 221V223H130V227H129V224H128V226H127V223L124 221V219H122V223L124 222L125 223V226H127V227H129V228H127V229H129L128 231H130V228L131 227H133L134 225L136 226V220H139V218L138 219H136V218ZM145 217H147V216H145ZM144 217V218H145ZM148 217H149V215H148ZM150 217H151V215H150ZM195 217V220L197 219V221H195V220H193V218ZM68 218V217H67ZM100 218V217H99ZM114 218V217H113ZM175 220H174V219ZM246 218V217H245ZM93 219H94V221H95V219H96V217H93ZM134 219H136V220H134ZM160 219V218H159ZM159 219L157 220V221H159ZM162 219H160L161 221H162ZM165 219H166V217H165ZM164 219V220H165ZM241 219H244L245 221H247V222H244V221H239V220H241ZM65 220V219H64ZM66 220H68V219H66ZM69 220H70V218H69ZM81 220V219H80ZM103 220V221H104ZM107 220V221H106ZM146 220V219H145ZM144 220V221H145ZM150 220V219H149ZM180 220V221H179ZM71 221V220H70ZM93 221V220H92ZM91 220H89V222H92ZM93 221V222H94ZM155 221V220H154ZM154 221H152L154 224H156L157 225V223H155ZM166 221H168V220H166ZM172 221V222H171ZM178 221V222H177ZM229 221V222H228ZM232 221V220H231ZM73 222V221H72ZM76 222V221H75ZM81 222V221H80ZM140 222V221H139ZM148 222V221H147ZM150 222V221H149ZM164 222V221H163ZM96 222H94L93 224H95ZM119 223V222H118ZM136 223V224H135ZM142 223V222H141ZM152 223V224H153ZM160 223V222H159ZM165 223H167V222H165ZM115 224V223H114ZM120 224V223H119ZM143 224V223H142ZM147 224V223H146ZM151 224V223H150ZM153 224V225H154ZM79 225V224H78ZM90 225H92V224H90ZM98 225H100V223L98 224ZM101 225H100V228H99V226L97 227L98 228V230H100V229H102V227H101ZM118 225V224H117ZM132 225V226H131ZM141 225V224H140ZM139 225V226H140ZM175 225L176 224H174L172 227H175ZM231 225H233V227L231 226ZM262 225V226H261ZM5 226V225H4ZM7 226V225H6ZM5 226V227H6ZM9 226L11 227V225L9 224ZM12 226H14V225H12ZM97 226V223H96V225H92L91 227L93 228V227H96ZM125 226H123L122 228L120 227V229H119V231L120 230H122V229H124L125 228ZM148 226V227H147ZM151 226V225H150ZM149 225H146V229H147V232L149 233V231H148V229L150 230L151 229V231H152V227L153 226H151L150 227ZM158 227H159V232L160 231H162L163 229H165L163 226H162V230H161V226H159V224L157 225ZM178 227H179V225H177ZM4 227V228H5ZM118 228H119V225L117 226ZM144 226H142V228H143ZM150 227V228H149ZM177 227V228H178ZM180 227H179V229H180ZM198 227H196L195 229H197ZM9 228V227H8ZM91 228V231L93 230ZM110 228V227H109ZM108 228V229H109ZM138 228V227H137ZM145 228V227H144ZM176 228V227H175ZM186 228V229H185ZM215 228H220V229H215ZM224 228L226 229L224 232H223V230H224ZM10 229V228H9ZM31 229V228H30ZM33 229V228H32ZM111 229V228H110ZM117 229V228H116ZM115 229V230H116ZM132 229V228H131ZM135 229V228H134ZM189 229H188V231H185V232H190L189 231ZM215 229V230H214ZM13 230V229H12ZM11 230V231H12ZM103 230L101 231H99L98 232V234H99V236H102L103 235ZM138 230H139V228H138ZM141 230V229H140ZM142 230H144V231H146L145 229H142ZM140 231L141 233L143 232V231ZM154 230H157V228L155 229V226H154ZM216 230H220L219 232L218 231H216ZM10 231V230H9ZM38 231V230H37ZM36 231V232H37ZM110 231V230H109ZM118 231V230H117ZM151 231H150V233H151ZM171 231H173V232H171ZM170 231V229H169V232L168 233H170L171 232V235H172V233H174V232H176L175 231V229L173 230V228H172V230ZM196 231V230H195ZM4 232V231H3ZM6 232H7V230H6ZM34 232V231H33ZM95 232H96V230L95 231H93L92 232V234L94 233L95 234ZM100 232H102V234L100 233ZM104 232H107V234H109V232L107 231V230H105ZM114 232V231H113ZM122 232V231H121ZM124 232V231H123ZM136 231H134V233L133 234H137V233H135ZM157 232H158V230H157ZM159 232H158V234H159ZM180 233L182 232V231H179ZM184 231H183V233H181V236H182V234H184L185 233ZM198 232H200L199 234H198ZM22 233H23V231H22ZM27 233H29V232H27ZM110 233H112V232H110ZM119 233V232H118ZM125 233V232H124ZM123 233V234H124ZM128 233V232H127ZM148 233H144V234H147V236H149L150 234H148ZM155 233H156V231H155ZM155 233H151V235H154V238H155ZM163 233H164V230H163ZM167 233V235L166 236H168L169 237V234ZM177 233V232H176ZM193 233H195V232H193ZM4 234V233H3ZM10 234V233H9ZM38 234V233H37ZM91 234V233H90ZM89 234V235H90ZM97 234V233H96ZM101 234V235H100ZM106 234V237L108 236ZM120 234V233H119ZM122 234V233H121ZM120 234V235H121ZM129 234H130V232H129ZM143 234V235H144ZM161 234H162V232H161ZM165 234H166V231H165ZM186 234L187 233H185L184 235H183V237H182V239L186 236ZM191 234V232L188 234V235H190ZM8 235V234H7ZM13 235V234H12ZM11 235V236H12ZM14 235H17V234H14ZM22 235V234H21ZM33 235V234H32ZM36 235V234H35ZM125 235H127L126 233H125ZM124 235V236H125ZM138 235L139 236H141L140 235V233H138ZM164 234H162V237L164 238V236H163ZM170 235V236H171ZM191 235H193V236H195L194 234H191ZM92 236V235H91ZM105 236V235H104ZM114 236V238H116L115 236L116 235H113ZM123 235H121V238H120V240H119V242L123 239V241H124V238H126L127 236H125L124 238L122 237ZM131 236H133V235H131ZM135 236V235H134ZM133 236V237H134ZM146 235H145V237H147ZM156 236H158L157 234H156ZM161 235L159 234V236L158 237H160ZM177 236V237H176ZM179 236V237H178ZM13 237V236H12ZM20 237V236H19ZM19 237H18V239H19ZM89 236H87V238H88ZM94 237H95V235H94ZM93 237V238H94ZM96 237H98V236H96ZM103 237V236H102ZM105 237V238H106ZM120 237V236H119ZM136 237V236H135ZM142 237V236H141ZM141 237H136V238H138V240H136L137 241V243L139 242V241H141L140 239H142ZM157 237V238H158ZM167 237V238H168ZM172 237V236H171ZM192 237V236H191ZM190 237V238H191ZM247 238L246 239V241H245V239L244 238ZM29 239H30V236L28 237ZM118 238V237H117ZM135 238V239H136ZM140 238V239H139ZM148 238H150V236L148 237ZM151 238H153V236L151 237ZM163 238H158V239H156V241H159L160 239L161 240H165V239H163ZM170 238V237H169ZM174 238H176V239H179L180 238V234H176V235H174L173 234V239ZM187 238V237H186ZM185 238V239H186ZM189 238V237H188ZM189 238V239H190ZM195 238V237H194ZM198 238V237H197ZM197 238H195V240H194V243L196 242L197 243ZM31 239H34V237L32 236V238ZM90 239V238H89ZM95 239V238H94ZM94 239L93 240H91V241H93V243H94ZM98 239V238H97ZM104 239V238H103ZM109 239H111V240H109ZM109 239H107L108 240V243H107V245L108 244H110V243H112V238H111V236H110V238ZM128 239V238H127ZM129 239H131V237H129ZM135 239H133L132 240V242L135 240ZM197 239V240H196ZM206 239V238H205ZM26 240V239H25ZM88 240V239H87ZM116 240V239H115ZM114 240V241H115ZM126 240V239H125ZM171 240H172V238L171 239H169V240H167L166 241V243L168 242V243H171ZM191 240H192V238H191ZM191 240H189L190 241V243H189V241L187 242V240H185L187 243H186V245H187V247H188V245L189 246H193V245H195L194 243L192 244V241ZM200 240V239H199ZM199 240H198V243H201V242H199ZM34 241V240H33ZM90 241V242H91ZM99 241V240H98ZM102 241V240H101ZM104 241V240H103ZM109 241H111L110 243H109ZM129 241H131V240H129ZM144 241V240H143ZM142 241V242H143ZM177 241V240H176ZM181 240H179V241H177L178 243H176L175 242V240L174 241H172V243H174L173 244V246L175 247V246H178V248L177 247H175V249L177 248V250L179 251L180 249H179V247H183V244L185 245V241L183 242V244L182 243H180V245H179V242H180ZM80 242H82V240L80 241ZM79 242V243H80ZM95 242H97L96 240H95ZM165 243V241H162V242H160V243ZM182 242V241H181ZM205 243H206V241H204ZM210 242V243H211ZM98 243V242H97ZM104 243H105V241H104ZM114 243H115V245H114ZM113 243V245H114V247H116L117 246V244H118V242H117V240H116V242H114ZM117 243V244H116ZM121 243V242H120ZM125 243V242H124ZM128 243V242H127ZM126 243V244H127ZM134 243V242H133ZM136 242H135V244L137 245V247H138V250H139V245L141 244V245H144V246H140V248H142L143 250H144V248L146 247L147 249H148V244L149 243H147L146 244V242H145V244L143 243H138L137 244ZM165 243V246L166 247H169V249H170V245H172V244H169V246H167L168 245V243L166 244ZM81 244V243H80ZM90 244V243H89ZM123 244V243H122ZM121 244V246L118 244V246H120V247H122L121 248V250H122V252L121 253H125V251H126V249H129V247H126V246H129V245H126L125 247V251L123 250V245ZM129 244V243H128ZM176 244V245H175ZM182 244V245H181ZM202 244V243H201ZM200 244V245H201ZM213 244V243H212ZM69 245V244H68ZM92 245V244H91ZM96 245H98V244H96ZM103 245V244H102ZM107 245H106V247H107ZM112 245V244H111ZM112 245V246H113ZM131 246H133L132 244H130ZM163 245V244H162ZM196 245H199V244H196ZM207 245H211V244H209V243H207ZM94 246V248H95V245H93ZM99 246H100V244H99ZM109 246V245H108ZM112 246H110V247H112ZM135 246V245H134ZM173 246H171V247H173ZM203 246H204V244H203ZM203 246H201V248L203 247ZM206 246V245H205ZM216 246V245H215ZM215 246H213V249H216L215 248ZM82 247V246H81ZM80 247V248H81ZM97 247V246H96ZM106 247H102L103 248V250L105 249L106 250ZM136 247V248H137ZM152 247V246H151ZM155 246H153V248H154ZM173 247V248H174ZM207 247H210V246H206V248H202L201 250H203V251H205V249H207ZM76 248V247H75ZM94 248H92V251H93V249ZM101 248V247H100ZM117 248V249H116ZM115 249H116V254H118L119 253V255H117V257H119V256H121L120 255V252H118L117 253V250L119 251L120 249H118L119 247H116ZM130 248H134V247H130ZM184 248V247H183ZM194 248V247H193ZM217 248V249H218ZM67 249V248H66ZM71 249H73V248H71ZM78 249V248H77ZM109 249H111V248H109ZM150 249V248H149ZM149 249L147 250V251H149ZM156 248H154V250H155ZM168 249V248H167ZM172 249V248H171ZM171 249H170V251H171ZM175 249H172V250H175ZM182 249V248H181ZM185 249H186V246H185ZM184 249V250H185ZM189 249V248H188ZM212 249V250H213ZM80 250V249H79ZM112 250V249H111ZM110 250V251H111ZM120 250V251H121ZM133 250V252H134V249H130V251H132ZM137 250V251H138ZM142 250V251H143ZM146 250V249H145ZM153 250V249H152ZM161 249H158V251H160ZM183 250V249H182ZM183 250V251H184ZM209 250H211V249H209ZM83 251V250H82ZM114 251V250H113ZM112 251V252H113ZM124 251V252H123ZM137 251H135L136 252V254H137ZM141 251V250H140ZM157 251V250H156ZM163 251V250H162ZM161 251V252H162ZM186 251H187V249H186ZM189 251H187V252H189ZM199 251H200V249H199ZM208 251V250H207ZM207 251L204 253V254H208L207 253ZM68 252V251H67ZM100 252V251H99ZM105 252H107L108 253V249H107V251H105ZM112 252L110 253L111 255H112ZM115 252H113V253H115ZM146 252V251H145ZM180 252V251H179ZM179 252H177L176 254H177V257H179V258H183L182 260H184L186 263H187V261H189V260H187L186 258H185V256H182V253L183 252H181L180 254H181V256H178L179 255ZM185 252V251H184ZM209 252V251H208ZM23 253V252H22ZM84 253V252H83ZM102 253H103V255H104V252L102 251ZM127 253L129 254L130 252H128L127 251ZM126 253V254H127ZM140 253V252H139ZM153 253H154V251H153ZM165 255H167L165 252H163ZM200 254H198L197 256L200 258L202 255H204V254H201V253H203V252H199ZM213 253V252H212ZM97 253H95V255H96ZM115 254V255H116ZM152 254V253H151ZM176 254H172L173 256H176ZM184 254V253H183ZM185 254H186V252H185ZM184 254V255H185ZM217 254V253H216ZM23 255H24V253H23ZM73 255V254H72ZM71 255V256H72ZM98 255V254H97ZM103 255H100V256H103ZM125 255V254H124ZM123 255V256H124ZM141 255H142V252H141ZM140 254H139V256H141ZM146 255V254H145ZM169 255H170V253H169ZM171 255V256H172ZM186 255H188V257H189V254L187 253ZM70 256V255H69ZM70 256V257H71ZM109 256V253H108V255H107V257ZM132 256V257H131ZM143 256V255H142ZM152 256V255H151ZM168 256V255H167ZM206 256V255H205ZM204 256V257H205ZM103 257H105V256H103ZM111 259H113L112 257H113V255H112V257L111 256H109ZM125 257V256H124ZM126 257H127V255H126ZM125 257V258H126ZM131 257V258H130ZM145 258H146V256H144ZM170 257V256H169ZM203 257V258H204ZM1 258V257H0ZM98 258V257H97ZM102 258V257H101ZM101 258H99V259H101ZM148 258H149V256H148ZM151 258V257H150ZM185 258V259H184ZM223 258H224V260H223ZM67 259H68V257H67ZM71 259H72V257H71ZM92 259V258H91ZM95 259V258H94ZM94 259H93V261H94ZM98 259V260H99ZM108 259V258H107ZM120 259V258H119ZM122 259V258H121ZM124 259V258H123ZM122 259V260H123ZM126 259H128V258H126ZM97 259H95V261H96ZM116 260H118V259H116ZM115 260V263L117 262ZM121 260V261H122ZM129 260V261H128ZM127 261H128V264H131L132 263V261H134V260H136V262H134L135 264H144V263H141V261H140V259H139V257L137 256V257H135V254L134 255H130L129 256V259H128ZM144 260V259H143ZM151 261H152V259H150ZM160 259H158V260H156V264H157V262H160L159 261ZM176 260V261H175ZM179 261V259H175V257H174V261L175 262H178ZM69 261V260H68ZM93 261H92V264H93ZM95 261H94V263H95ZM106 259L103 261V263H107V261H109V260H107L106 262ZM111 261V262H110ZM109 262H110V264H113V262L112 261H114V259L113 260H110ZM119 261V260H118ZM120 261V262H121ZM125 261V260H124ZM123 261V262H124ZM223 261V262H222ZM49 262V261H48ZM65 262H67V261H65ZM82 262V261H81ZM148 262V261H147ZM150 262V261H149ZM148 262V263H149ZM155 262V260L152 262V264ZM161 262H162V260H161ZM174 262V263H175ZM185 262H184V264H185ZM192 262H194V263H192ZM64 263V262H63ZM100 263V262H99ZM122 263V262H121ZM126 262H124V264H125ZM134 263H132V264H134ZM189 263V262H188ZM187 263V264H188ZM39 264V263H38ZM58 264V263H57ZM60 264V263H59ZM89 264H91V262L89 263ZM102 264V263H101ZM118 264H120V263H118ZM151 264V263H150ZM170 264V263H169ZM178 264H180V263H178ZM181 264H182V261H181Z\"/></svg>",
    "mask_w": 264,
    "mask_h": 264
},
{
    "label": "rangeland",
    "instance_id": "3",
    "mask_svg": "<svg viewBox=\"0 0 264 264\" xmlns=\"http://www.w3.org/2000/svg\"><path fill=\"white\" fill-rule=\"evenodd\" d=\"M191 1V5H190V2ZM198 3H197V2ZM202 1V0H201ZM208 1V0H207ZM224 1V3H225V5H226V2L227 3H230L231 2V0H222L221 2H223ZM234 0H232V2H233ZM239 1V4L240 5H238L239 7H237V4H238V2L235 0V2L234 3H230L231 5H230V9H231V7H232V11H233V13H234V15H233V13H231V10H230V12L228 11V13L230 14V15H232V17L230 18V20L232 19V18H236L238 15H237V12H238V8H241L243 5L242 4H244V3H248V2H250L251 0H249V1H246V0H241V2H240V0H238ZM252 1H254L253 3H256V2H258V3H256V4H254V7L252 6V7H250V5H253V3H252ZM251 1V3H248L247 5H244L243 6V8L245 9L246 8V6H247V11H246V9L244 10V9H239L240 11H239V13H241L240 15H242V16H240V18L238 17L237 19H241V21L240 20H238V22H239V31L241 30H245L246 29V31H242V33H239V36H238V39H239V41L240 40H243V38H245V36H243L244 35V33H247V35L249 34L248 32H250V34H252V36H254L253 38H252V41L249 43L250 45H248L249 47L247 48V50H244L243 51V53L240 55V57H239V64H238V69L236 68L237 67V65L235 64V65H233V68L235 69L234 71H231V75L229 74L230 73V71H228V75H227V77H226V70H229V69H231V66L229 67V65H231L232 63L231 62H228V65L227 66H225V64H224V67H222V65H218V66H221V68L220 69H222L223 71H222V73L224 74H218V75H215V74H213L212 75V73H211V75H210V73L208 74L207 73V75H209V76H214V77H212V78H209L208 76L206 77V74H204V76L203 77H205V78H207V79H205V78H202V73H199V75L198 74H196V73H198V72H196V71H199V69L198 68H195V64H197L198 66H199V64H200V66H201V68L203 69V65L205 64V59H204V57H202V56H200V59H199V57L197 56L198 54H191V52H187V54L189 55H187V58H189L188 60H186L187 58L185 57V59L183 60V52L182 51H180V52H182V53H178V52H174L175 53V55H174V61L173 62H175V61H177L175 64H176V68H174V72L176 73H174L173 75L172 74H169L168 75V80H167V84H168V88H169V90L168 91H160V92H158V94H159V97H160V103L158 104V106L159 107H161L162 106V104H163V102L165 101V100H167V104L169 103V100L172 98L173 100H174V98L172 97L174 94V96L176 97L175 98V104L173 103L174 101H172V107H173V105H175L174 106V108L173 109H170V107L168 108V110H165V106L163 105L162 106V108H163V111H162V109H160V111H162V112H159V114H158V116H159V118L160 119H164L165 118V115H166V117L168 118V116H167V114L169 115V118H168V120H166V118H165V122H163V123H156L157 125V127L155 126V123L153 122V123H147V122H143V123H137L138 124V127L139 128H137V126H135L134 127V124L135 123H130V122H126V123H120V122H116V123H114V122H100V123H97V124H90V126L89 127H87V128H82V127H79V128H77L78 129V131L80 132L79 133V135L81 136V135H89V133H88V130H91V127H92V125H94V138H92V137H89L90 139V141L87 139V138H83V137H79V138H66V136L67 135H70V132H67V131H63V133H62V137L61 138H59V139H57V140H54L55 142H47V144L45 145V149H44V151L46 150V152L48 153V154H43V157L45 158V157H47V156H49V154H55V156H56V159L57 160H59V161H61L58 165H57V167L59 166V165H61V163L63 164V163H65L66 161H68V160H76V162H77V165H78V169L77 170H73V171H71L72 173H74L75 175H77L78 176V178L76 177L75 179H76V187H63V188H61L60 190L62 191V195H66V196H71V198L72 199H74V200H76V202H73V201H71V202H69V201H66V199L65 198H60V199H62L64 202H62V203H60V201L58 202V205H56L57 203H52L51 205H50V207L52 206L53 207V209H52V207H51V209H52V212H49V214L50 215H54L55 214V212H57V209H59L58 210V212L60 211V210H63L61 213H62V216L65 218V220L64 219H62V223L63 224H65V225H67L70 229H72V230H74V234H72V235H70V236H68V237H66L67 238V242L65 243V245L63 246V249L62 250H60V253H59V255H57V257H54L53 258V260H52V262L50 263V264H89L90 262H91V264H92V261H93V259L95 258V259H97L96 261H95V259H94V261H95V263H94V261H93V264H105V263H103V261L106 259V261L107 260H113L114 259V261H112L113 262V264H118V263H120V264H124V262H126L125 264H128V259H129V256L130 255H134L135 254V257H139V259H140V261H141V263H144V264H152V262L155 260V262L153 263V264H156V260H158V259H160L159 261L160 262H157V264H178V263H180L181 264V261H182V264H184V260H182L183 258H179V257H177V252H179V255L178 256H181V252H183L184 254H185V252H186V254L188 253L189 254V257H188V255H184L183 253H182V256H185V258L187 259V260H189L190 259V257L192 256V255H194L196 252H198V253H196L194 256H195V259L192 257V259L196 262L198 259V262L200 261V259H201V261H203V260H205V258H207L209 255H211V254H213V255H215V257L216 258H218L219 256V254L218 253H221L222 252V250L221 249H219L218 247H217V244L219 245V243H217L216 244V242H211V241H207V240H210V237H205L204 238V236H202L201 238H199L200 237V235H197V230H200L201 231V229H199L200 228V226L198 227V226H196V227H198L197 229H195L196 227H194L193 228V232H195V233H193L191 230L192 229H189V231L191 232V234H196L195 236H193V235H188L190 232H185V231H188V229L187 230H184L183 228V226L181 225V227H180V224H177V223H174V224H176L175 225V227H172L173 225H168V222L170 221L169 219H171L172 220V216H174L175 215V212H177L178 211V208L176 209L177 211H174V210H170V211H172L171 213L173 214H171L172 216H170V214H169V212H168V214L169 215H163V218L165 219V217H166V219L164 220V219H162V217H159L160 219H162V221L159 219V218H153V220H151V218H152V213L154 212V210H155V207H156V203L154 202V204H153V200H150V199H152V198H154L155 196H157L158 194H159V192L160 191H158L159 189H161L162 190V187L165 189V187H168V186H166L169 182H167L166 184H165V182L166 181H170V179L172 178V180L174 179V181H170V182H174L173 183V185L175 184V186H173L172 185V183H170L171 185H169V188H167V189H163L161 192H165V194L161 197V196H159V197H157V198H159V199H163L164 198V200H168L169 201V203L170 204H172V206H173V204L174 203H172V202H174L175 201V204H174V207H175V205L177 206V205H179V199H181V197H182V199L180 200L181 202H182V200L184 199V195H187L185 192H187V189H188V185H186V187H185V184H181L182 182L183 183H188V181H192V183L191 184H193V179L195 178V180H198L199 181V179H201V182L199 183V182H197V181H194V183H196L197 182V185H198V183L199 184H201V185H198V186H201L202 188H203V183H202V180L204 181V179H207L206 181H207V183L208 182H210V180L208 181V179L209 178H207V177H210V174H211V176H212V178H210V179H212V182H215V183H217L218 182V178H220V180L222 179V177H220L221 175L223 176V177H229V181H231L230 179L232 178V176L235 178V181H233V182H235L236 184H240L241 183V185L242 184H247L248 183V180L245 178V180H244V178H242L241 180H242V182L239 180V178L236 176V174H232V175H230V167H232V166H229V165H232V164H228V163H226L227 164V167H226V164H224V162H223V166L222 165H220L221 167H220V171L221 172H219V173H221L220 175H219V177H217V176H215L216 174H213L212 172L209 174V173H206L207 174V176L204 174V175H202V172H203V170H202V172H200L199 171V168H198V165L196 166L195 165V169L197 170V171H199V173L198 172H196V173H193V175L195 174H197V175H199V179H198V177H197V175L196 176H193V178H192V175L190 174L189 176L192 178V180H190V177H188V176H186V175H188V172H185L187 169L189 170V169H191L192 168V170H194L193 172H195V169H193V166L190 168V166L191 165H188V164H186L185 162H186V159L188 160V157L186 158V155L187 156H189V152H190V154H192V155H194V156H191V157H194V158H198V157H201V156H198V154H201V153H199V152H201V151H199L200 149L198 148L199 147V145H197L198 143V140H195V139H199V141H201V138H193L191 141L189 140V138H187V141H185L186 140V111L184 110V109H186V105L187 106H190V107H197V110H198V106H202V101H203V105L205 106V103H206V108L208 107L207 106V101L206 100H209L210 102H208V104L210 103L211 104V99L213 98V97H215L216 98V96H213V95H211L212 93L214 94H217V98L219 99H221V102L220 101H218V99H216L217 100V102H220V103H215V98H213L212 100H214V103H213V101H212V104H211V106H213L214 107V105L215 104H217L218 106H216V108H220V104L224 101V104H226V102H227V104H228V108H229V110L230 109H233L234 107H235V105L232 107L231 105L234 103V102H232L231 101V96H230V93L229 92H231V91H229L230 89H231V86L233 85L232 83H233V81L235 80V78H237V80H238V77L239 78H241V80H243L244 82H248L249 80H247L249 77H250V75H248V73H246L247 72V70H248V68L251 66V65H255V63H254V60L253 61H251L252 63H250V57L248 58V60H247V58H245V60H244V57H246V54H247V52L248 51H251L252 52V49H254L253 47H256L255 45H257V40H260L261 39V36L263 35L262 33H264V24H263V26H262V24H261V22L262 23H264L263 21H264V9H262V6H263V8H264V0H252ZM215 2H220V1H217V0H215ZM220 2V3H221ZM237 2V3H236ZM244 2V3H243ZM261 2V3H260ZM188 3H189V6H188ZM202 3H204V4H201L200 3V0H186V10L187 9H189V10H187L188 12H190L189 14L186 12V14H188L189 16H188V20H189V17H190V19L192 18L191 17V15H193L196 11H197V8L198 7H200L201 8V10H203L204 11V9H206V6H205V2L204 1H202ZM193 4V5H192ZM195 4H197L198 5V7H195V6H197V5H195ZM199 4H200V6H199ZM223 4V3H222ZM233 4V5H232ZM202 5V6H201ZM260 5V6H259ZM191 6V7H190ZM192 6L194 7L193 8V10H192ZM204 6V7H203ZM226 6H228V8H229V4H227ZM226 6L224 7V9H226ZM255 6H258V8L257 7H255ZM223 7V6H222ZM234 7H236L235 9H237V10H235L236 12H234ZM249 7V8H248ZM199 9V8H198ZM224 9L222 8V10L224 11ZM256 9V10H255ZM194 10H195V12H194ZM227 10H229V9H226L224 12L226 13L227 12ZM244 10V11H243ZM249 10H251V11H249ZM254 10V14H252L253 11ZM193 11V12H192ZM261 11V12H260ZM244 12H247L246 14H243ZM191 14V15H190ZM252 14V15H251ZM237 15V16H236ZM246 15H247V17H246ZM248 15L249 16H252V17H254V18H251L250 19V21H248L249 19V17H248ZM235 16V17H234ZM244 16H245V18H244ZM186 18H187V15H186ZM221 19V18H220ZM219 20V19H218ZM228 20H229V18H228ZM245 20H247V21H245ZM256 20V21H255ZM257 20H259V21H257ZM190 21V20H189ZM191 21H192V19H191ZM244 21H245V24H246V26H245V24H244ZM247 22V23H246ZM256 22V23H255ZM258 22H260V23H258ZM201 23H203V22H201ZM242 25H241V24ZM254 23V24H253ZM252 24V25H251ZM256 24H258V25H260V26H258L257 25V28H256ZM241 25V26H240ZM254 26H255V28H254ZM197 27H199V26H197ZM240 27H243V28H241L240 29ZM259 27V28H258ZM261 27H263V28H261ZM261 28V29H260ZM248 29L250 30V31H248ZM256 29H258V30H256ZM259 29H260V32H259ZM258 31V32H257ZM253 32H254V34L255 35H253ZM256 32V33H255ZM257 34V35H256ZM260 36H259V35ZM262 34V35H261ZM243 36V37H242ZM197 37V36H196ZM198 38V37H197ZM226 38H228L227 40H225V37L223 36V38L222 39H224L225 40V42H228L229 41V43H230V45L227 43V45L228 46H230V47H227L226 48V44H225V42L224 43H222V40H218V41H221V42H216L217 44H214L215 45V47H216V51L218 52H222V54L224 53V54H226V55H229V53L230 52H227L228 50H230L231 49V47H232V49H236V47H237V49H239L238 48V44H236L237 42H235V41H233L234 43H232V41H230V38L231 37H226ZM186 39H187V41H186V43L188 42L189 44H190V40H189V36H186ZM223 40V41H224ZM235 40V39H234ZM192 42V41H191ZM186 44V50L188 51V50H190V49H193V50H195L196 49V51H199V50H201V49H203L202 48V45L203 46H206V42L204 41V40H201V41H198V42H196L195 44H193L194 42H192L191 43V45H189V44ZM199 43V44H198ZM202 45H201V44ZM204 43H206V44H204ZM252 43V44H251ZM198 46H197V45ZM220 44V45H219ZM234 44V45H233ZM197 46V48H196V46ZM208 45V44H207ZM219 45V46H218ZM190 46H194V47H191L190 48ZM222 46H223V48H224V52H223V48H222ZM198 49V50H197ZM227 49V50H226ZM226 50V51H225ZM176 51V50H175ZM226 52V53H225ZM239 52V50L236 52V53H238ZM176 53L178 54V55H176ZM182 54V55H181ZM190 54L192 55V56H190ZM250 54V53H249ZM179 55L181 56L180 58H182V59H180V61H181V63H179V59H178V57H179ZM196 55V56H195ZM243 55V56H242ZM171 56H172V54H171ZM249 56V55H248ZM259 56H260V54L258 53V54H254V57H257V58H259ZM196 58V59H195ZM201 58H203L202 59V61H201ZM194 60L195 59V61H196V63H195V61H191V60ZM199 59V60H198ZM228 59H230V58H228ZM259 59H262V58H259ZM186 60V63H187V61H188V63H187V65H185L186 67V72H187V75H183L181 72H179L180 70L182 71L183 69H184V61ZM200 61V63L198 62V61ZM261 61V60H260ZM161 62V61H160ZM165 62V61H164ZM169 62H172V59L171 60H169ZM203 62H204V64H203ZM264 61H263V59H262V62H260V63H263ZM190 63V64H189ZM195 63V64H194ZM201 63H202V65H201ZM166 64V63H165ZM181 66H180V65ZM244 64V65H243ZM257 64V63H256ZM259 65V64H258ZM258 65H255V67H257V68H260V73L264 70L263 68H264V66H260V65H263V64H260L259 66ZM190 66H191V68H190ZM194 66V67H193ZM203 66V67H202ZM193 67V68H192ZM254 67V68H255ZM177 68L179 69L180 68V70L178 71V72H176L177 71ZM256 68V69H257ZM176 69V70H175ZM187 69H188V71H187ZM190 69H193V71L194 72H196V73H193V74H191L192 73V70H190ZM200 70V71H204V69L203 70ZM237 69V70H236ZM208 71H210V70H208ZM189 72V73H188ZM181 73V75L180 76H177V75H179ZM190 74V75H189ZM183 75V76H182ZM192 75H193V77H192ZM230 75V76H229ZM182 76V77H181ZM186 76H188V78L186 77ZM191 76V77H190ZM200 76H201V78H202V80H204L205 79V81L202 83V81L200 82V80H201V78H200ZM217 76V77H216ZM219 76V77H218ZM248 76V77H247ZM181 77V78H180ZM184 77V78H183ZM195 77H197V78H195ZM225 79H224V78ZM192 78H195V79H192ZM209 78V79H208ZM215 78H218L217 80H215ZM233 78V79H232ZM182 79H184L183 81H182ZM193 81H192V80ZM197 79V80H196ZM199 79V80H198ZM211 79V81H214V82H211L212 84H208V83H210L209 82V80ZM221 79V80H220ZM207 80H208V82H207ZM230 80V81H229ZM236 80V81H237ZM240 80V79H239ZM240 80V81H241ZM246 80V81H245ZM191 81V82H190ZM215 81H217V82H220V84H219V86L221 87L220 89H219V92H220V94L222 95L223 94V97L217 92V90H211L210 92L208 91V90H204V91H208L209 93H211V94H209L208 92H206V93H204V92H202V90H197L196 92H198L199 94H200V96H199V94H198V97H197V93L195 92V91H190V92H187L186 91V87L188 86V87H190V84H193V83H202V85L204 84V83H206V87H207V85H209L208 87H210V85L211 86H218V84L216 83L215 84ZM224 82H225V85H224ZM231 82V83H230ZM237 82H239V81H237ZM237 82H235L234 84H235V86L238 84ZM187 84V86H186V84ZM221 83H223V84H221ZM183 85V86H182ZM204 86V87H205ZM223 86H225L224 87V91H223V93H221V89H223L222 87ZM229 86V87H228ZM234 86V85H233ZM232 86V87H233ZM207 87V88H208ZM184 88V89H183ZM229 88V89H228ZM228 89V90H227ZM175 91V92H174ZM200 91L204 94V97H203V95L200 93ZM171 92V93H170ZM224 92H225V94H224ZM229 94H228V93ZM186 93H192L191 94V96H192V98H193V100L195 99L196 100V98H197V100L195 101H193L192 100V98H189L188 97V103L186 104ZM208 93V94H207ZM171 94V95H170ZM209 96H207V95ZM227 94V95H226ZM177 95V96H176ZM178 95L180 96L179 98H178ZM184 97H183V96ZM190 96V97H191ZM201 96H202V98H201ZM205 96L207 97V99L205 100ZM212 96V97H211ZM225 96H227L226 98L228 99V100H222V98H224ZM167 99H166V98ZM168 97H170V99H168ZM183 97V98H182ZM222 97V98H221ZM165 98V99H164ZM180 98H182V99H180ZM200 98H201V102H199V100H200ZM209 98V99H208ZM181 101H180V100ZM219 99V100H220ZM225 99V98H224ZM178 101V103H177V105H176V102ZM206 101V102H205ZM226 101V102H225ZM228 101H231V103L232 104H229L230 102H228ZM241 103H238L239 105H236V107L237 106H241V104L243 105V102L242 101H240ZM166 103H164L165 105H166ZM180 104H181V106H180ZM236 104V103H235ZM185 105V106H184ZM183 106V107H182ZM210 105H209V107H208V110L206 109V113H204V114H206L207 115V113L208 114H211V115H208L207 116V119H206V116H204V114H201V115H203L202 117L203 118H205V121H210V120H212V121H214L213 123H212V121L211 122H207V123H210V124H208V125H210V128H208L207 129V127H209V126H207V125H203V121H204V119H201V115L200 116H198L200 119H199V121L201 120V122L200 123H197V122H199V121H197V119H196V123H193V125H195V126H193L192 125V127H191V129H192V131L193 130H195L196 128H198V129H196V130H199V126L201 125V127L203 126V128L202 129H204L207 133V135H209L210 133V135H212V133L213 134H215V135H217V136H222L220 133L222 132L221 131V127H223L222 128V130H225L224 129V127H228V126H230L228 123H230V122H227V121H230V119L228 118L229 116L230 117H233V116H231V115H229V116H226L225 114L224 115H220L219 116V114H218V117L216 118V116H214L215 115V111L217 110V109H215V110H212V108H211V113H209L208 111H210V107H211ZM221 106H222V104H221ZM224 106V105H223ZM231 106V107H230ZM171 107V108H172ZM180 107V108H179ZM235 107V108H236ZM176 108V109H175ZM179 108V109H178ZM188 108V107H187ZM215 108V107H214ZM213 108V109H214ZM118 110L119 109H117L116 110V112L115 113H117L118 112ZM174 110V111H173ZM177 110V111H176ZM181 110V111H180ZM239 110V109H238ZM164 111H167V114H165L164 115ZM169 111V112H168ZM171 111V112H170ZM173 111V112H172ZM175 111H176V113L178 112L179 114H178V120H180L181 118L182 119H184L183 120V123H182V120H180V122L182 123L181 125L183 126H181V125H179L180 124V122L176 119L177 117H175V115H174V117H172L173 116V114L175 113ZM183 111V112H182ZM231 111V110H230ZM240 111V110H239ZM166 113V112H165ZM182 113V114H181ZM160 114H163L162 116H160ZM172 116H171V115ZM183 116H181V115ZM181 117H180V116ZM240 115V114H239ZM164 116V117H163ZM176 116H177V114H176ZM226 116V117H225ZM236 116V115H235ZM163 117V118H162ZM171 117H172V121H169L170 119H171ZM197 117V118H198ZM225 117V118H224ZM237 117V116H236ZM241 117V115L239 116V118ZM228 118V119H227ZM242 118V117H241ZM174 119V120H173ZM233 119H235V117L233 118ZM232 118H231V121L233 122L234 120H233ZM244 119V118H243ZM203 120V121H202ZM225 120H227L226 121V123H225ZM244 120H246V119H244ZM243 120V121H244ZM175 121H177V122H179V124H178V126L176 125V123L177 122H175ZM174 122V123H173ZM236 122V120L234 121V123ZM245 122V121H244ZM103 123V124H102ZM117 123H119V125L117 124ZM129 123V124H128ZM213 125H212V124ZM126 124V125H125ZM128 124V125H127ZM131 124H132V126H131ZM136 124V125H137ZM149 124H151V126L153 125L154 127L152 128V129H155V130H152L150 127V125ZM227 124V125H226ZM85 125V124H84ZM122 125V126H121ZM123 125H125V126H123ZM149 125V126H148ZM163 125V126H162ZM198 127H197V126ZM224 125V126H223ZM235 125H236V123H235ZM82 126V125H81ZM103 126V127H102ZM116 126V130H114L115 127ZM140 126L143 128H140ZM180 126V127H179ZM184 126H185V128H184ZM205 126H207V127H205ZM101 127V128H100ZM123 127H126L125 129H123ZM130 129H129V128ZM131 127H132V129H131ZM164 127L166 128V130L164 129ZM170 127V128H169ZM195 127V128H194ZM113 130H112V129ZM121 128V129H120ZM133 128H134V130H133ZM150 128V129H149ZM163 128V129H162ZM229 128V127H228ZM127 129V130H126ZM135 129H137V130H135ZM157 129V130H156ZM171 129V130H170ZM190 129V130H191ZM207 129V130H206ZM210 129H212L211 131H210ZM64 130H66V129H64ZM96 130H98L97 132H99L98 134H97V132H96ZM100 130V131H99ZM124 130V131H123ZM142 130V131H141ZM218 131V133H217V131ZM115 131H116V133H115ZM119 131H120V133H119ZM146 131V132H145ZM165 131H166V133H165ZM171 131V132H170ZM141 132H143V134H145V136L143 135L142 137H135V135H140L141 134ZM208 132H209V134H208ZM110 133V134H109ZM264 133V132H263ZM74 135L76 134V133H73ZM101 134V136H107V137H99L98 138V136ZM112 134H113V136H112ZM115 134V135H114ZM151 134V135H150ZM162 134V135H161ZM170 134V135H169ZM193 134V133H192ZM167 135V136H166ZM169 135V136H168ZM174 135V136H173ZM181 135H183L182 137H181ZM109 136V137H108ZM154 136H156V137H154ZM224 136H226V135H224ZM127 139H126V138ZM151 137H153V138H151ZM160 137V138H159ZM168 137H170V139H167ZM114 138V139H113ZM140 138V139H139ZM142 138V139H141ZM144 138V139H143ZM151 138V139H150ZM185 138V139H184ZM223 138V137H222ZM109 139V140H108ZM112 139V140H111ZM149 139V140H148ZM181 139L182 140H184V141H182L181 142ZM85 140V141H84ZM111 140V141H110ZM115 140V141H114ZM124 140V141H123ZM128 140V141H127ZM130 140H131V142H130ZM139 140V141H138ZM140 140H142L141 142H140ZM150 140H152L151 141V144H149V141ZM156 140H158V142H156ZM167 140H168V142H167ZM221 140V139H220ZM224 140V139H223ZM225 140L227 141V142H230L229 140H231V139H226L225 138ZM224 140V141H225ZM92 141V142H91ZM95 143H94V142ZM97 141V142H96ZM155 141V142H154ZM162 141V142H161ZM174 141V142H173ZM176 141V142H175ZM181 142V144H178V142ZM189 141H190V143L191 144H189V146H190V149H187V148H189V146H188V144L187 143H189ZM196 141V142H195ZM211 141V140H210ZM216 139H212V141H211V143H212V146H214V147H216V146H218V145H216ZM222 141V140H221ZM232 141V140H231ZM82 142V143H81ZM91 142V143H90ZM103 142V143H102ZM114 142V143H113ZM126 142H127V144H126ZM148 142V143H147ZM164 142V143H163ZM179 142V143H180ZM184 142V143H183ZM187 142V143H186ZM214 142V143H213ZM220 142V141H219ZM235 142V141H234ZM97 143V144H96ZM109 143H111V145H112V147H111V145H108ZM118 143V144H117ZM122 143V144H121ZM155 143V144H154ZM157 143V144H156ZM174 143V144H173ZM176 143V144H175ZM217 143H218V141H217ZM230 143H233V141L232 142H230ZM80 144V145H79ZM82 144H83V146H82ZM153 144V145H152ZM161 144V145H160ZM183 144V145H182ZM219 144V143H218ZM77 145V146H76ZM100 145V146H99ZM106 145V146H105ZM122 145V146H121ZM149 145V146H148ZM157 145H158V147H157ZM174 145H175V148H174ZM178 145V146H177ZM179 145L180 146H182L183 148L185 147H187L186 149L188 150H186L185 148H184V150H182L181 148L182 147H180L179 148V150H178V147H179ZM185 145V146H184ZM216 145V146H215ZM53 146H55V147H53ZM79 146V147H78ZM107 147L106 149H105V147ZM154 146H156L155 148H154ZM177 146V147H176ZM50 147V148H49ZM58 147V148H57ZM91 147V148H90ZM93 147V148H92ZM115 147V148H114ZM127 147V148H126ZM142 147V148H141ZM152 147V148H151ZM173 147V148H172ZM109 148H113V149H116L118 152H119V154H121V153H123V155H120L119 157H121V158H119V163L116 165V175H117V173H118V171H120L121 173H124L125 174V177H127V183L125 182V184H123L124 186H120V185H113V186H108V185H110V180H112V179H109L108 178V175H107V173H106V175H105V177L103 176L105 173H103L102 172V170L101 169H95V168H93L94 166V164H93V162L94 163H96V161H97V159H95L94 157H96V155L98 156H101L102 158L101 159H105V160H103L102 161V163H100V165H97V164H99L98 162L96 163V165L95 166H101V165H104L105 164V161L106 160H108L109 159V157H110V153H109ZM157 148V149H156ZM168 148V149H167ZM192 148V149H191ZM48 149V150H47ZM57 149V150H56ZM104 149V150H103ZM122 149V150H121ZM130 149V150H129ZM137 149V150H136ZM139 149V150H138ZM151 149H155V150H157L158 152H156L155 150H154V152H156L155 154L156 155H158L157 153H159V150L161 151L160 153H159V156H157V157H155L156 155L154 154V160H155V162H156V165H155V162L154 161H152L151 160V162H152V164L150 165L149 163H151L150 162V159L153 157L152 155H153V151L151 150V152H150V150ZM173 149V150H172ZM175 149V150H174ZM75 150H77V151H75ZM86 150V151H85ZM171 150V151H170ZM55 151V152H54ZM57 151V152H56ZM76 153H78V154H76ZM79 151V152H78ZM83 151V152H82ZM121 151H123V152H121ZM174 151V152H173ZM177 151V152H176ZM180 151H184V153H185V151H187L188 152V154L187 153H183L184 155H185V160H183V155H182V152H181V154H180ZM147 152V153H146ZM170 152V153H169ZM172 152H173V154H172ZM176 152V153H175ZM76 155H75V154ZM151 153V154H150ZM166 153V154H165ZM175 153V154H174ZM179 153V154H178ZM195 153V154H194ZM61 154V155H60ZM63 154H64V156H63ZM81 154V155H80ZM87 154V155H86ZM145 154V155H144ZM177 154V155H176ZM161 155H162V157H161ZM164 155V156H163ZM166 155L168 156V157H170V158H167L166 157ZM180 155H182L181 156V158H180ZM202 155V154H201ZM214 155V154H213ZM64 158H62V157ZM74 156V157H73ZM94 156V157H93ZM126 156H128V157H126ZM146 156V157H145ZM177 156H179L178 158H177ZM197 156V157H196ZM209 156V155H208ZM148 157V158H147ZM161 157V158H160ZM166 157V158H165ZM171 157L174 159V161H173V159H171ZM213 157H215L216 158V155H214V156H212V155H210V158L211 159H214L215 160V158H213ZM224 157V156H223ZM91 158H94L96 161H94V159H91ZM127 158V159H126ZM128 158H130V159H128ZM146 158H147V161H146ZM150 158V159H149ZM155 158H157V160L155 159ZM163 158V159H162ZM220 158V157H219ZM219 158H217V159H219ZM222 158V157H221ZM91 159V160H90ZM149 159V160H148ZM160 159V160H159ZM164 159L166 160V161H164ZM178 159H180L179 161H178ZM224 159V158H223ZM93 160V161H92ZM126 160L127 161H129V162H126ZM131 160H132V162H131ZM169 160V161H168ZM172 162H171V161ZM176 160L178 161L177 163H179L177 166V168L178 169H186L185 171L184 170H182V171H184V172H182V173H185L186 175V177L184 176V174H183V176L185 177V179H186V181L185 180H183V181H180V180H182V179H178V178H176L175 176H173L174 174L173 173H175L174 172V170L173 169H175V168H173L172 169V167L170 166V164H168L169 166H168V168L170 167L171 169H169V170H171V171H164L163 172V169L164 170H166L165 168H162V167H164V165L168 162V163H173V162H175L176 163ZM182 160V161H181ZM40 161H45V160H40ZM91 161V162H90ZM98 161H100V160H98ZM136 161V162H135ZM137 161H138V163H137ZM140 161V162H139ZM143 161V162H142ZM146 161V162H145ZM163 161V162H162ZM183 161H185V162H183ZM217 161V160H216ZM218 161H220V160H218ZM217 161V162H218ZM104 162V163H103ZM123 162H125V163H123ZM162 162V163H161ZM165 162V163H164ZM129 163H132L133 165H129ZM143 164V166H142V164ZM146 163H148V165L146 164ZM161 164L160 166H159V164ZM187 163H189L188 161H187ZM216 163V162H215ZM128 166H127V165ZM145 164H146V167H145ZM217 164H221L220 162L219 163H217ZM140 165V166H139ZM150 165V167H147V166H149ZM158 165V166H157ZM172 166H176V164H171ZM184 165V167H182V166ZM186 165H188L186 168H185V166ZM63 166H65V164H63ZM91 166H93V167H91ZM130 166V167H129ZM137 166V167H136ZM166 166V165H165ZM90 167L92 168V170H90ZM156 169V171L158 170H160L161 169V171L164 173H162L163 174V176H165L167 173L166 172H168V174H170V175H168L167 174V176H168V178L166 177V179L164 178V177H162L161 175H156L157 174V172L154 170V168ZM157 167V168H156ZM159 167V168H158ZM198 169H197V168ZM229 167V168H228ZM119 168V169H118ZM152 168V169H151ZM176 168V169H177ZM94 169V170H93ZM152 171H151V170ZM172 170H173V172H172ZM187 170V171H188ZM191 170V171H192ZM228 170H229V172H228ZM89 171H95L94 173H90ZM154 171V173L155 174H153L152 172ZM119 172V173H120ZM190 172V171H189ZM261 172V171H260ZM259 172V174H260V177H261V179H259L260 177H256V178H258L257 180L255 179V184H256V181H258V183H259V185L261 184L262 186H263V184L264 183H262L261 182V180L263 181V177H264V172L261 174ZM100 173H102V174H100ZM181 174V170L178 172V174H177V177H181V178H184V177H182V176H180V174ZM190 173H192V172H190ZM203 173H205V172H203ZM225 173H227V174H225ZM95 174V176H93ZM97 174V175H96ZM123 174V175H124ZM150 174V175H149ZM158 174H160V172H158ZM225 174V175H224ZM228 174H229V176H228ZM258 174V175H259ZM100 175H102L103 177H104V179L102 180V176L100 177ZM156 175V178L157 179H155V176ZM174 177H172V176ZM202 175V176H201ZM209 175V176H208ZM262 175V176H261ZM128 176H129V178H128ZM150 176V177H149ZM153 176V177H152ZM171 178H170V177ZM201 176V177H200ZM203 176H206V177H203ZM213 176H215V179H213ZM84 177V178H83ZM151 178V180L149 179V178ZM164 179V184H162V181H161V179L162 178ZM202 177H203V179H202ZM106 178V179H105ZM108 178V179H107ZM134 178V179H133ZM148 178V179H147ZM160 178V179H159ZM170 178V179H169ZM188 178V179H187ZM197 178V179H196ZM234 178H232V179H234ZM236 178L238 179V180H236ZM85 179V180H84ZM133 179V180H132ZM155 179V181L153 182L152 180H154ZM162 179V180H163ZM175 179L177 180L178 179V181H180V183H178V185H176V183L178 182V181H175ZM228 179V178H227ZM82 180V181H81ZM130 180H131V184H130ZM137 181V183H135V186H133L134 185V182L133 181ZM146 180H150V181H146ZM157 180H160V183H159V181H157ZM166 180V181H165ZM220 180H219V182H220ZM84 181V182H83ZM86 181H88V182H86ZM108 181V182H107ZM160 184L159 186H160V188H159V186L157 185L158 183ZM205 181V182H206ZM231 181V182H232ZM239 181H240V183H239ZM97 182H98V187H97ZM140 182L142 183V184H140ZM144 182H147V183H145L144 184ZM204 182V183H205ZM211 182V183H212ZM232 182V183H233ZM238 182V183H237ZM245 182V183H244ZM249 182H250V179H249ZM252 182V181H251ZM254 182V181H253ZM251 183V184H254V183ZM95 183H96V186H95ZM102 183H104L105 185L107 184V188L109 187L110 189H108V190H111V188H113L111 191H107V193L109 192V194L112 196V199H111V196L110 195H108V194H103V196H102V198H101V200L97 203V204H99V205H92V203H91V200H92V190L91 189H93L92 187H94V192H95V190H97V189H95V187L96 188H100V189H103L104 190V187H105V185L104 184H102ZM150 183V184H149ZM156 183V184H155ZM235 183H233V184H235ZM129 184H130V186H129ZM138 184H139V186H138ZM152 184V185H151ZM164 185V186H162V185ZM217 184H219V183H217ZM235 184V185H236ZM104 185V186H103ZM129 186V187H126V186ZM138 186V188L139 189H137V186ZM141 185V186H140ZM143 185H145V186H143ZM150 185V186H149ZM156 185H157V187H156ZM179 185H180V187L182 188V190L180 189V188H178L179 187ZM197 185H195V186H193V187H195L196 189H198V188H200V187H198ZM249 186H250V184H248ZM260 185V189L262 190V188L264 189V186L262 187ZM115 186H117V188H118V190L119 191H121V193L118 191V190H116V188H115ZM144 187L143 189L141 188V187ZM153 188H152V187ZM156 187V189H158V190H156L155 189V187ZM248 186V187H249ZM102 187V188H101ZM125 187H126V189H127V191H126V189H125ZM131 187L132 188H136L137 189V191H135L134 189V191H132V189H131ZM246 187H247V185H246ZM246 187L244 186V188L246 189ZM247 187V188H248ZM82 188V189H81ZM106 188V187H105ZM122 188V189H121ZM129 188L131 189V190H129ZM145 188L147 189V190H150L151 188L152 189H155V190H150L149 191V193L148 192H146L147 190H145ZM184 188V189H183ZM202 188H200V189H202ZM86 189V190H85ZM121 189V190H120ZM189 189H193V191L195 190V191H197L196 189H194V188H189ZM199 189V190H200ZM249 189H250V187H249ZM248 189V191H250L251 192V190H249ZM77 190V191H76ZM83 190V191H82ZM85 190V191H84ZM107 190V189H106ZM106 190H105V192H106ZM118 191L120 194V197H123V194H124V191L125 192H127V193H125V196H126V194H128V195H130L132 192H136L137 193V195H136V193L134 194V193H132V195H130V198L132 197L133 198V196H135V198H133V199H136V200H134V201H137V199H138V202H137V204L138 205H136L135 204V206H134V204L132 203L131 204V202H133L132 200H130V198H129V196L127 197V198H129V199H126V197H124L125 199H123V200H125L124 202H123V204H122V202L121 201H119V197H117L118 198V201H116L115 202V200H114V197L116 198V196H113V193L115 194V195H118V193L117 192H114V191ZM167 190V191H166ZM183 190H186L185 192L183 191ZM203 190V189H202ZM201 190V191H202ZM81 191V192H80ZM113 191V192H112ZM128 191H130L131 193H128ZM144 191H145V193L147 194H150L151 192H153L154 191V196H152L153 195V193H151L152 195H151V197H147V195L146 194H144V196H146V198H148V200L147 201H145L146 199L143 197V193H144ZM155 191H158V194H156L157 192H155ZM140 194H139V193ZM142 192V193H141ZM182 192L184 193L183 195H180V194H182ZM89 193V194H88ZM112 193V194H111ZM176 193V194H175ZM189 193H191V192H189V190H188V199H194V198H189ZM210 193V192H209ZM84 194H85V196H84ZM142 194V195H141ZM194 194H196L195 192H194ZM199 194H201V192L199 191ZM198 194V195H199ZM251 194V193H250ZM90 195H92V196H90ZM162 195V194H161ZM191 195H193V193L192 194H190V196ZM197 195V196H198ZM83 196V197H82ZM105 196H107L106 197V201H107V198H108V200H109V196H110V201H108L107 203H106V201H104L105 200ZM137 196V197H136ZM142 196L143 197V199H144V201H141V198L140 197ZM169 196V198H167ZM180 196V197H179ZM197 196H196V198L195 199H199V201H200V199H201V196L202 195H200V196H198V198H197ZM210 196H211V193H210ZM253 196V195H252ZM255 196V195H254ZM192 197V196H191ZM193 197H195V195L193 196ZM255 197H258V194H257V196H255ZM89 198H91L90 200H89ZM131 198V199H132ZM140 198V199H139ZM179 198V199H178ZM186 198V197H185ZM251 198V197H250ZM122 199V198H121ZM171 199H173V200H171ZM175 199V200H174ZM257 199H260V196L257 198ZM88 202H87V201ZM104 201V202H102L101 204H102V206L103 207H101V204H100V202L101 201ZM130 201V204L131 205H133V206H129L128 208H130V207H132L133 209L132 210H134L135 208H137L138 209V207L137 206H139V204L140 203H142V204H140L142 207H143V210H144V208L146 207V205L148 206V202H149V205L151 206V209L153 210V212L152 211H148L149 212V214H148V212H146L147 211V209L148 208H150V206L149 207H146V209L144 210V211H142V209L140 208V210L142 211V216H143V218H142V221L140 220L141 218H139L138 217V215H136V217H134V215H135V213H133L132 215L130 214V216L129 217H131V216H133L134 218H136V219H138L139 218V220H136V219H134V220H136V226L134 225L133 227H131L130 228V231H128L129 229H127V228H129L130 227V223H134L135 221H130V220H133L132 218L133 217H131V219L130 218H125L124 219V217H121L122 216V213H124L125 211H123V209H122V207H123V205L125 204V205H129V203H128V201ZM139 200H140V202H139ZM166 200V201H167ZM176 200L178 201L177 202V204H176ZM185 200H187V199H184L183 201H185ZM113 201H114V205H116V207H117V209L115 210V208L113 207V206H110V205H113ZM152 201V202H151ZM167 201V202H168ZM191 200H188V201H186V202H190ZM198 201V202H199ZM253 201V200H252ZM56 202V201H55ZM112 202V204H110V203ZM119 202V203H118ZM120 202H121V206H120ZM150 202H151V204H150ZM180 202V203H181ZM196 202H197V200H196ZM247 202H250V201H247ZM246 202V203H247ZM254 202V201H253ZM253 202H251V203H253ZM60 203V204H59ZM68 203H70L69 205H68ZM72 203H74V205L72 204ZM128 203V204H127ZM135 203V202H134ZM166 203V202H165ZM200 203L201 202H199V206H201L200 205ZM246 203H245V205H246ZM256 203H258V204H255V202L252 204V206H249V205H251V204H249L248 203V206L250 207V208H248L247 207V205L245 206V207H247L248 208V210L247 209H244V210H247V211H249L251 208H253L252 210H250V212L248 213L247 211H245L244 212V210L242 211V213L244 212V214H242L243 215V217L242 218H244L245 220H249V221H251V218L253 217V215H255L256 213H257V209H258V205L260 204V200H258V201H256ZM63 204V205H62ZM89 204H91V205H89ZM106 205V207L108 208L109 206L111 207V211H113V212H109L110 210H106V208H104L105 207V205ZM110 204V205H109ZM159 205H157L158 206V208L156 207V212H158L159 213V211H160V215L162 214V211L161 210H163V208H162V206L160 207V205H162V203H158ZM167 204V203H166ZM182 204H184V203H182ZM181 204V205H182ZM192 203L190 202V205H191ZM58 206V208L56 207V206ZM68 205V206H67ZM72 205V206H71ZM180 205V206H181ZM186 205H188V204H184L183 205V208H185V206ZM196 206L197 204L195 203V204H192V206ZM256 205V206H255ZM55 206V207H54ZM65 206H67L68 208H69V206H71V207H73V206H79V208H81V207H83L85 210H86V213H84V211H83V213L85 214V217H84V215H83V213H82V215L81 214H79V215H77V216H74L73 217V215H66V213L64 212V209H66V208H62V207H65ZM189 206V205H188ZM198 206V205H197ZM76 207V208H77ZM96 207H100V209L98 208V209H96ZM110 207H109V209H110ZM152 207H154V208H152ZM178 207V206H177ZM187 207V206H186ZM244 207V208H245ZM101 208H104L105 209V212H107V214L106 213H104L103 214V212H104V209H101ZM112 208H113V210H112ZM180 208V207H179ZM83 209V210H84ZM157 209H158V211H157ZM161 209V210H160ZM181 209V208H180ZM179 209V210H180ZM102 210H103V212H102ZM123 212H122V211ZM130 210V209H129ZM182 210V209H181ZM181 210H180V212H181ZM93 211V212H92ZM115 211V212H114ZM118 211H120V212H118ZM141 211H140V213H141ZM232 211V210H231ZM99 213L98 215L97 214H95V213ZM108 212H109V216L111 215H113L112 216V219H109V221L111 220L112 222H113V220L116 218V221H117V219L118 218H122V219H124V221L127 223V226H128V224H129V227H127V226H125V223L123 222L122 223V219H119V221H117V223L116 222H113L112 223V225H115V226H111V224H110V228L109 227H107V228H105L104 230H103V228H104V226H108V221H107V223H104L105 222V216L106 215H108ZM118 212V213H117ZM127 212H129V211H126V213ZM131 212H134V211H131ZM138 212H139V210H138ZM137 212V213H138ZM143 212H145L144 213V215L145 216H147V217H145L144 215H143ZM152 212V213H151ZM156 212H154L153 213V216H154V214H156ZM183 212V211H182ZM187 212V211H186ZM234 211H232V216H233V214L234 213H236V212H234ZM88 213L90 214V216H91V218L88 216ZM111 213V214H110ZM253 213H255V214H253ZM94 214V215H93ZM147 214V215H146ZM163 214H164V212H163ZM176 214H178V213H176ZM196 214V213H195ZM248 214V215H247ZM92 215H93V217H96V219H95V221H94V219H93V217H92ZM97 215V216H96ZM99 215H101V216H99ZM119 215H120V217H119ZM148 215H149V217H148ZM150 215H151V217H150ZM197 215H198V217H197V219L199 220V221H202V219H200L201 217H199L200 215L197 213ZM196 215V216H197ZM237 214H234V216H236ZM110 216V217H111ZM118 218H117V217ZM141 216V217H142ZM162 216V215H161ZM195 216V215H194ZM234 216H233V218H234ZM252 216V217H251ZM258 216H260V215H258L257 214V217ZM263 216V218H264V215H262ZM68 217V218H67ZM100 217V218H99ZM114 217V218H113ZM145 217V218H144ZM167 217H169V219L167 218ZM246 217V218H245ZM257 217H253L252 218V220L253 221H255L256 220V218ZM69 218H70V220H69ZM230 220V223L228 224V226H230V224L232 223V222H234L233 223V225L235 224V221L233 220V218H231V216L230 217H228ZM66 219H68V220H66ZM81 219V220H80ZM127 219H129V222L130 223H128L127 221ZM146 219V220H145ZM150 219V220H149ZM159 219V221H157ZM174 219V218H173ZM197 219L195 220V217L193 218V220H195V221H197ZM244 219H241V220H239L240 222L241 221H244V222H247V221H245ZM89 220H93L94 222H96L97 223V226L96 227H91L92 225H96V223L95 224H93L94 222L92 221V222H89ZM104 220V221H103ZM145 220V221H144ZM155 220V221H154ZM166 220H168V221H166ZM175 220V219H174ZM232 220V221H231ZM73 221V222H72ZM76 221V222H75ZM81 221V222H80ZM115 221V220H114ZM140 221V222H139ZM148 221V222H147ZM150 221V222H149ZM152 221H154L155 223H157V225L159 224V226H161L160 228H161V230L163 229L162 228V226L165 228V229H163L164 230V233H163V230L162 231H160L159 232V227L156 225V224H154ZM157 221V222H156ZM164 221V222H163ZM180 221V220H179ZM228 221V222H229ZM120 224H119V223ZM143 224H142V223ZM160 222V223H159ZM165 222H167V223H165ZM172 222V221H171ZM178 222V221H177ZM100 223V225L102 224V223H104L103 225H101V227H102V229H100L101 231L103 230V237L102 236H99V234H98V232L100 231V230H98V226H99V228H100V225H98ZM115 223V224H114ZM147 223V224H146ZM151 223V224H150ZM154 225H153V224ZM170 223V222H169ZM32 224H33V222H32ZM79 224V225H78ZM90 224H92V225H90ZM119 225V228L117 227L118 225ZM141 224V225H140ZM140 225V226H139ZM146 225H151V226H153L152 227V231H151V229L149 230L148 229V231H149V233L147 232V227H146ZM177 225H179V227H180V229H179V227L177 226ZM233 225H231L232 227H233ZM123 226H125V228L124 229H122V230H120L119 231V229H120V227L122 228ZM132 226V225H131ZM142 226H144L143 228H142ZM150 226V227H151ZM154 226H155V229L157 228V230H158V232H159V234L161 235L160 237H158L159 236V234H158V232H157V230H154ZM262 226V225H261ZM139 228V230H138V228ZM149 227V228H150ZM178 227V228H177ZM234 227H236V224L234 225ZM262 227H264V225L262 226ZM91 228L93 229L92 231H91ZM109 228V229H108ZM117 228V229H116ZM135 228V229H134ZM172 228H173V230L175 229V231L177 232H174V233H172V235H171V232H173V231H171L172 230ZM116 229V230H115ZM142 229H145L146 231H144V230H142L143 232L141 233L140 231ZM169 229H170V233H168L169 232ZM186 229V228H185ZM215 229H220V228H215ZM214 229V230H215ZM32 230V229H31ZM96 230V232H95V234L93 233L92 234V232L93 231H95ZM105 230H107L108 232H109V234H107V232H104ZM110 230V231H109ZM118 230V231H117ZM196 230V231H195ZM226 229L224 228V230H223V232L225 231ZM114 231V232H113ZM122 231V232H121ZM128 235H125V233ZM134 231H136L135 233H137V234H133L134 233ZM150 231H151V233H155V231H156V233H155V238H154V235H151V233H150ZM165 231H166V234H165ZM179 231H182L181 233H183V231L185 232V233H187L186 234V236L182 239V237H183V235L185 234H182V236H181V233L179 232ZM216 231H220V230H216ZM29 232V231H28ZM110 232H112V233H110ZM121 234V235H123L122 237L124 238L125 236H127L126 238H124V241H123V239L119 242V240H120V238H121V235L119 234V233ZM128 232V233H127ZM129 232H130V234H129ZM148 233V234H150L149 236H150V238H148L149 236H147V234H144V233ZM161 232H162V234H164L163 236H164V238L162 237V234H161ZM31 233V234H30ZM35 231L33 232V231H31V232H29V233H27L26 235V239H27V241L29 242V240L31 241V243L33 242V240L35 239V237L37 236V235H35ZM91 233V234H90ZM97 233V234H96ZM101 234H102V232H100ZM124 233V234H123ZM138 233H140V235L142 236H139L138 235ZM167 233L169 234V237L168 236H166L167 235ZM200 232H198V234H199ZM15 234H17V232L15 233ZM33 234V235H32ZM90 234V235H89ZM100 234V235H101ZM106 234L108 235L107 237H106ZM144 234V235H143ZM156 234L158 235V236H156ZM173 234L174 235H176V234H180V238L179 239H176V238H174L173 239ZM92 235V236H91ZM94 235H95V237H94ZM105 235V236H104ZM113 235H116L115 237L116 238H114V236ZM125 235V236H124ZM131 235H135L136 237L138 236V237H141L142 239H140L141 241H139L138 243H144L145 244V242H146V244L147 243H149L148 244V249H149V251H147L148 249L145 247L144 248V250L142 249L143 247L142 246H144V245H139V250H138V247H137V245L135 244V242L137 243V241L136 240H138V238H136L135 236L133 237V236H131ZM145 235L147 236V237H145ZM172 237H171V236ZM30 236V239L28 238ZM32 236L34 237V239H31L32 238ZM87 236H89L88 238H87ZM96 236H98V237H96ZM110 236H111V238H112V243H110L111 241H109V243L110 244H108L107 245V243H108V240L107 239H109L110 238ZM120 236V237H119ZM153 236V238H151ZM192 236V237H191ZM95 239H94V238ZM106 237V238H105ZM118 237V238H117ZM129 237H131V239H129ZM163 238V239H165V240H159V241H156V239H158V238ZM168 237V238H167ZM177 237V236H176ZM179 237V236H178ZM187 237V238H186ZM191 237L192 238V240H191V238L189 239V238ZM197 238L198 240H199V242H201V243H198V240H197V243L196 244H199V245H196L195 243H194V240H195V238ZM20 239H22L23 237H22V235H20V237H19ZM90 238V239H89ZM98 238V239H97ZM104 238V239H103ZM128 238V239H127ZM136 238V239H135ZM172 238V240H171V243H168V245L167 246H169V244H172V245H170V249L172 248V249H175V247H177L178 248V246H173V244L176 242V243H178L177 241H179V240H181L180 242H179V245H180V243H182L183 244V242L185 241V240H187V242L189 241V240H191L192 241V244L194 243L195 245H193V246H189L191 243H190V241H189V245H188V247H187V245H186V241H185V245L183 244V247H179V251L177 250V248L175 249V250H172L171 249V251H170V249H169V247H166L165 246V243H166V241L167 240H169V239H171ZM186 238V239H185ZM88 239V240H87ZM94 239V243H93V241H91V240H93ZM117 240V242H118V244L121 246V244L123 245V250L126 248V247H129V249H126V251H125V255L123 254V253H121L122 252V250H121V248L122 247H120V246H118V244H117V246L116 247H119L118 249H120L119 251L117 250V253L118 252H120V255L121 256H119V257H117V255H119V253L118 254H116V247H114V245H115V243L114 242H116V240ZM119 239V240H118ZM126 239V240H125ZM133 239H135L133 242H132V240ZM194 239V240H193ZM245 239V241H246V237L244 238ZM82 240V242H80ZM95 240L98 242H95ZM99 240V241H98ZM102 240V241H101ZM105 241V243H104V241ZM109 240H111V239H109ZM115 240V241H114ZM129 240H131V241H129ZM144 240V241H143ZM175 240V242L174 243H172V241H174ZM177 240V241H176ZM91 241V242H90ZM143 241V242H142ZM162 241H165V243L163 242V243H160V242H162ZM204 241H206V243L204 242ZM81 244H80V243ZM107 242V243H106ZM125 242V243H124ZM129 244H128V243ZM211 242V243H210ZM90 243V244H89ZM113 243H114V245H113ZM127 243V244H126ZM137 243V244H138ZM166 243V244H167ZM207 243H209V244H211V245H207ZM213 243V244H212ZM69 244V245H68ZM92 244V245H91ZM96 244H98V245H96ZM99 244H100V246H99ZM103 244V245H102ZM113 246H112V245ZM130 244H132L133 246H131ZM163 244V245H162ZM181 244V245H182ZM201 244V245H200ZM203 244H204V246H203ZM93 245H95V248H94V246ZM106 245H107V247H106ZM126 245H129V246H126ZM135 245V246H134ZM176 245V244H175ZM210 246V247H207V249H205V251H203V250H201L202 248L204 249V248H206V246ZM216 245V246H215ZM82 246V247H81ZM97 246V247H96ZM110 246H112V247H110ZM126 246V247H125ZM140 246L142 247V248H140ZM152 246V247H151ZM153 246H155L154 248H156L155 250H154V248H153ZM171 246H173V247H171ZM185 246H186V249H187V251H189V250H193L194 249V251L196 250V248L197 247H199V248H197V250L195 251V253H194V251H193V254H191L192 253V250H191V253H190V251L189 252H187L186 251V249H185ZM197 246V247H196ZM201 246H203L202 248H201ZM213 246H215V248L216 249H213ZM76 247V248H75ZM81 247V248H80ZM101 247V248H100ZM104 247H106V250L104 249L103 250V248ZM130 247H134V248H130ZM137 247V248H136ZM194 247V248H193ZM67 248V249H66ZM71 248H73V249H71ZM78 248V249H77ZM92 248H94L93 249V251H92ZM109 248H111V249H109ZM116 248V249H115ZM168 248V249H167ZM185 251H183L182 249ZM189 248V249H188ZM191 248V249H190ZM218 248V249H217ZM80 249V250H79ZM107 249H108V253H109V256H111L112 257V255H113V259H111L109 256L107 257V255H108V253L107 252H105V251H107ZM130 249H134V252H133V250L132 251H130ZM146 249V250H145ZM153 249V250H152ZM158 249H161L160 251H158ZM199 249H200V251H199ZM209 249H211V250H209ZM213 249V250H212ZM83 250V251H82ZM111 250V251H110ZM114 250V251H113ZM138 250V251H137ZM141 250V251H140ZM143 250V251H142ZM157 250V251H156ZM163 250V251H162ZM209 252H208V251ZM68 251V252H67ZM100 251V252H99ZM102 251L104 252V255H103V253H102ZM115 252V253H113V252ZM123 251V252H124ZM127 251L128 252H130L129 254L127 253ZM135 251H137V254H136V252ZM146 251V252H145ZM153 251H154V253H153ZM162 251V252H161ZM207 251V253L208 254H204L205 252ZM84 252V253H83ZM112 252V255L110 254ZM140 252V253H139ZM141 252H142V255H141ZM163 252H165L167 255H165ZM199 252H203V253H201V254H204V255H202L200 258L198 257L199 255L198 254H200ZM213 252V253H212ZM95 253H97L96 255H95ZM127 253V254H126ZM152 253V254H151ZM169 253H170V255H169ZM177 253V254H176ZM217 253V254H216ZM21 254V253H20ZM73 254V255H72ZM116 254V255H115ZM139 254L141 255V256H139ZM146 254V255H145ZM174 254H176V256H173ZM190 254H191V256H190ZM72 257V259H71V257ZM100 255H103V256H105V257H103V256H100ZM126 257V255H127V257L126 258H128V259H126L124 256ZM152 255V256H151ZM172 255V256H171ZM198 255V256H197ZM206 255V256H205ZM144 256H146V258L144 257ZM148 256H149V258H148ZM170 256V257H169ZM181 256V257H182ZM205 256V257H204ZM0 264H42V262H40V261H42V260H44L45 258L44 257H42L41 258V256H40V254H39V252L37 251V250H33V249H30V250H26L25 251V253H24V255L23 256H21V259H19V260H14V259H12V258H5V257H3V256H1L0 255ZM67 257H68V259H67ZM98 257V258H97ZM102 257V258H101ZM132 257V256H131ZM130 257V258H131ZM151 257V258H150ZM174 257H175V259H179V261L178 262H175L174 261ZM198 259H197V258ZM204 257V258H203ZM92 258V259H91ZM99 258H101V259H99ZM108 258V259H107ZM120 258V259H119ZM123 260H122V259ZM184 258V259H185ZM189 258V259H188ZM99 259V260H98ZM116 259H118V260H116ZM144 259V260H143ZM150 259H152V261L150 260ZM191 259V260H192ZM197 259V260H196ZM69 260V261H68ZM115 260L117 261L116 263H115ZM122 260V261H121ZM125 260V261H124ZM128 260V261H127ZM161 260H162V262H161ZM191 260H189V261H187V263L188 264H190L191 262ZM192 260V261H193ZM223 260H224V258H223ZM65 261H67V262H65ZM82 261V262H81ZM105 261V262H106ZM109 261H107V263L106 264H110V262ZM122 263H121V262ZM124 261V262H123ZM149 263H148V262ZM64 262V263H63ZM100 262V263H99ZM134 262H136V260H134V261H132V263H134ZM175 262V263H174ZM223 262V261H222ZM131 263V264H132ZM186 262H185V264H187ZM192 263H194V262H192ZM135 264V263H134Z\"/></svg>",
    "mask_w": 264,
    "mask_h": 264
},
{
    "label": "built area",
    "instance_id": "4",
    "mask_svg": "<svg viewBox=\"0 0 264 264\" xmlns=\"http://www.w3.org/2000/svg\"><path fill=\"white\" fill-rule=\"evenodd\" d=\"M2 4H3V0H0V10H1Z\"/></svg>",
    "mask_w": 264,
    "mask_h": 264
}]
</instances>
